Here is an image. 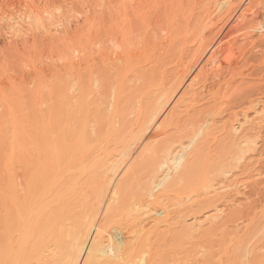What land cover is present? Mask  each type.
<instances>
[{
	"label": "bare ground",
	"instance_id": "bare-ground-1",
	"mask_svg": "<svg viewBox=\"0 0 264 264\" xmlns=\"http://www.w3.org/2000/svg\"><path fill=\"white\" fill-rule=\"evenodd\" d=\"M10 1V0H9ZM8 0H6V2H9ZM14 1V0H13ZM16 1V0H15ZM21 1V0H20ZM29 1V0H28ZM49 1V0H48ZM65 1V0H64ZM73 1V0H72ZM77 1V3L79 2L80 4H81V6H86V4H89V3H87L86 2V0H76ZM75 1V2H76ZM97 1H99V0H97ZM118 1V0H117ZM129 1H131L132 3H134L135 5H134V7L133 6H127L128 8H130V7H133V8H130V9H133L134 11L135 10H137L136 8H139V10H141L140 12H139V10H138V12H139V14H140V19H141V21H142V16H144L143 14L145 13L146 15L143 17V19H144V21H148V20H145V17L147 16V14L150 12L149 11V8L151 7L150 5H148V4H146L148 1V3L149 4H154V2H155V0H129ZM129 1H128V3H129ZM170 1V0H169ZM172 1V0H171ZM180 0H178V2H179ZM189 1V0H188ZM193 3H194V10H198V12L199 13H197V11H196V14L195 13H192V12H190L189 11V13L187 12V14L185 13V14H183V12L182 11H184L183 9H181V8H183L182 7V5H183V3L182 4H180V5H178V3H177V0H176V2H174V7H175V5H176V3H177V5H176V7L178 6V8L180 9H178V8H176L175 7V9L176 10H179V12L178 11H176V16H177V13H178V15H180V17H182V18H184V16H186V18H184V23L183 24H185V22H186V25L188 24V26H189V23H190V25H191V28L190 29H192V22L191 21H193L195 18H198L199 19V21L197 22L198 23V25H196V26H198L197 28H195L192 32H191V30L188 28V32H186L185 31V33L184 34H186V36L184 35V38H185V42L184 43H180V45L182 46L181 48V50H180V52H182V53H180V57H178V59H177V61H175L176 63H175V68H172V69H166V68H160V70H162V71H160L159 72V77L160 78H162L161 80L163 81L160 85H159V87H157V89H156V91L154 92V95H153V98L155 97H157V99L159 100V102H161V100H163L162 101V104H161V106L159 107L158 105H155V106H158L159 108H158V111H155V112H153L155 109H152L151 110V113H150V115L148 116V114H135V115H133L135 118H133V119H131L130 117L129 118H126V117H128V116H130V115H128V114H126V113H124L125 115H126V119H120L119 118V115L121 116V118L122 117H124L125 115L124 114H122L121 112H124V111H119V110H117L118 109V107L120 106L119 104H120V102L121 101H118V100H120V97H122L123 95L122 94H124L125 93V88H128L129 87V90H131V88L132 89H138V86H140L141 85V87H144V83H146V82H144V78H143V81L141 80L142 78L141 77H144V76H142V73H143V71H146L147 70V68H155L156 67V60L154 61V59H152L153 57L152 56H154L155 55V53L154 52H157V54H161V52H162V54L163 53H165V51H167V49H166V47L168 48L169 46H170V44H172V42H174L173 40L175 39H173V38H171L170 37V35L172 34V32L170 31H167V30H169V28H166V31L168 32V35L169 36H167L166 34V31L163 29V26H161L162 28L160 29V26H159V29L160 30H162V32H163V34L164 33H166V34H160L159 36L157 35L156 37H157V39H154V44H151L150 43V45H151V47H152V51H150V53H148L149 51H148V49H147V47H144L143 45V43H142V46L140 47V44L141 43H139L138 41H140V39H142V37H145V35L143 36V34L145 33L146 34V32L147 31H149L148 30V27H147V31L145 32V30H144V33L142 34V36H141V34H140V36H141V38L140 39H137L138 37H139V35H138V37L136 38V36H137V34H135L136 36L134 37V38H136V39H133V37H132V41H134V40H136L137 41V43H136V41H135V43H130V42H132L131 41V39L128 41V39L126 38V36L124 35V37L126 38H124V39H122V40H120L121 38H123V34L125 33H123V31L122 32H118L119 34L121 33L122 35H120L121 37L120 38H118V40H117V42H116V40L115 39H117V37L119 36V34H118V36H116V33H113L114 35L113 36H111L112 38L114 37V40L115 41H113V39L112 40H110V36L109 35H107V38H108V36H109V38L104 42V40L106 39V37H104V39H103V41H102V38H99L98 37V40L100 39V42L99 41H97L96 39H95V43H93V34L91 33V32H89V33H91L92 35V39H91V37H90V39L91 40H93V41H91L90 39H88V40H90L91 42H92V44H90L88 41V43H89V45H95V44H98V45H100L101 44V42H104L106 45H107V41L109 40L110 42H116L114 45H113V47H112V45L110 44V42H109V46L107 45V49L109 48V50H105V47L104 48H102L104 45L102 44L100 47L98 46V45H95V50L93 49V47L92 46H89L88 44H87V42L85 41L89 36H84V33L85 32H83L84 30H86L87 31V29L85 28H83L82 27V25H81V27L80 26H77L76 25V27H75V31H78L77 33H83V34H80L81 36H80V38L82 39V41H84L83 43H82V46H81V44H80V42L81 41H79V44L78 45H76V43H77V41L78 40H80V38L78 39L77 38V40H76V42H74L73 41V39L72 38H74L75 37V35H78L77 33H75V35H74V37H72V38H69L70 36H73V31H71L72 32V34L70 35V33L71 32H69L70 30H68V26H69V24L71 23V21L74 23V21H77L78 22V20H75V18H77V19H79L77 16H74V14H72L71 13V15H73L74 17H72V18H74V21L73 20H68L70 23H67V27H66V25H64L63 27H62V25H61V23H64V21L66 22L67 20H66V18H70L69 17V12H68V17L67 16H65V20H64V18H63V22H61L62 20H59V21H57V19H60V18H58V16L60 15V16H62L61 15V12L60 13H58V11H57V13H58V16H52V15H50V13L52 14V12H50L49 11V13L47 12L49 9H44L46 12H44L43 10L42 11H39L38 9V7H36L35 6V4H33V2L31 1V4H33L34 6H35V10H32L31 8H30V10L29 11H31L30 12V14L28 13V9H24V7H27V6H25L24 4H23V9L25 10V11H23V12H26L27 11V13L29 14V15H27L26 13V15H27V17L26 18H24V15H19L18 13V15L20 16H17V18H11V17H13V16H11L10 14H9V16H11L10 18H11V20H9L8 18H7V20L6 21H4V19H6V18H4V16L6 17V16H8V14L7 15H4L5 13H7V12H5L4 10H2L3 9V7H2V11H3V13L4 14H2V15H0V16H3V17H0V19L2 20V23H3V21H4V24L3 25H5V23H6V25H7V29L9 28V32L10 33H7V34H10V35H8V36H10L9 37V39H7L9 42H7L8 44H9V47H6L7 48V50L8 51H10V52H15V53H19V51L21 50L20 48H19V46L20 45H22L21 47H22V49H24V51H26V49H28V47L27 46H30L29 47V51L27 52V55H28V53L30 52V49L32 48V46L33 45H31V43H33L32 42V40L35 38V33H37V31H41V34L44 36V37H47L48 39H49V41L51 40V39H53V40H58V39H60L61 41V43H63V44H66V42H67V44L66 45H61V43L60 42H58V43H60V45H61V47H63L64 46V48H67V45H69L68 44V42L70 43L71 42V44L70 45H72V41H73V45L71 46V48L70 47H68L69 49H65V51L63 52V50L61 51L62 53L60 54H57V55H62V57L60 56V58H59V56H54V55H51V56H53V59L50 57V59H52V60H50V62H51V68H49L48 69V67H47V70H45L46 72H48V74L43 70V68L41 69V68H39V69H41V73L42 72H45L46 74H41L40 73V70L38 69V68H36L37 67V65H36V63H34L35 65H33V62H26L25 63V65L23 66V67H25L26 68V70L28 69L30 72H29V74H33L34 73V75H35V77L37 76V78L39 79V82H41V81H43V80H47L49 77H47V76H49V72H51V74L53 73L54 74V72H52V71H55L53 68H52V66L54 65V63H56L55 62V58L54 57H56V60L58 61V59H57V57L59 58V59H61V61L63 62L62 64H60V65H54L55 67H57V66H59L60 68H56V70H59L58 72L56 71L55 73L56 74H54L56 77L58 76V78H56V80L57 79H59L60 81L58 82V80L56 81V80H54V75H51V76H53L52 78H53V80L54 81H56V82H58V84H59V88H60V84H62L61 85V89H62V94L60 95L59 93H60V90L58 91L57 90V87L56 86H54L53 84H55V82H53V84H51L52 83V79H49V80H47L48 82L50 81V80H52L51 81V83H48L47 84V81H45V82H41L40 84H39V82L36 80V79H34V78H32L33 76H31V75H29V76H31V79H34L33 81H28L27 83H28V85H34L33 86V88H36V90H32L31 92L32 93H38V92H40V91H38V89L40 88V90H42L41 92H40V96L42 97V95L45 93V92H52L53 90H52V88L51 89H46L45 88V86H48V85H52V86H54L55 87V89H54V92L56 93V91H58L56 94L54 93V95H55V97L57 98V101L60 103V101H61V104H59L57 107H56V109L58 110V107H60L61 109L60 110H58V111H60L59 113H61V114H64V112H65V114L66 113H68V115H70L69 114V112H71V114L74 112H72V110L73 109H76L77 108V106H79V105H77V104H80V107H81V105L83 104V105H85V104H89V102H90V105L91 106H93V104H92V101H94V97L96 96V97H99V96H101V95H99V94H101L102 92L101 91H103V93H102V95H103V99H104V103L103 104H105V101H106V104L108 103L107 101H109V102H111L108 106H107V113L109 114V116L107 115V116H105L106 118V127L105 128H107V126L109 125H111V126H113V127H111V128H109L108 127V129H109V131H108V129H107V132L106 133H108V135L110 136V135H115L116 134V136H114L115 137V139H114V137L113 138H111V139H108V140H103V141H100L99 142V140H98V142H97V144L95 145V143L94 142H96V139H91V141H90V138H87L88 137V134L90 135V134H92V135H96V128H99L98 127V125H95V123H93L95 126H96V128H95V126H93V124H92V126H91V129H90V127H87V126H90L91 124H90V122H92L91 120H90V118L89 117H87L86 119V124H84V126H83V128H82V124H83V122H84V120H85V116H84V118H83V116H82V118H83V122H82V118H81V125H79L80 124V121H78L77 122V120H75V121H73V122H75L74 124L75 125H78V126H80V128H82L81 130L82 131H80V133H77V131H79L80 130V128H78L79 130H77V127L75 126V125H73L70 129H71V131H72V129H74L73 131L75 132L74 134H79L78 136H79V140H78V148L79 149H81L80 151H77L78 153H76V154H73L74 152V150H73V148H76L75 146H76V144H77V141H75L74 139H73V143H74V141L76 142V144H75V146L72 148V155H71V158L70 157H67V156H69V154H67L66 155V157H67V159L69 158V160L71 161V162H69V163H67L68 165H66V166H62V164L63 163H65L64 161V154H62L63 152H61L60 153V151L58 150V149H56V147L54 148L53 147V144L50 146V148L51 147H53L54 149H56L57 151H59V154H61L60 156L61 157H63V159L61 160L60 159V157H58L57 156V158L58 159H60L61 161H63V163L61 164L60 163V165L62 166H60L61 168H64V170H65V168H67L65 171H67V173H68V170H71L72 172H73V174H76V175H79V177H80V180H79V184H78V182H77V178H78V176H75V175H73V174H70L71 173V171L69 172V176H67L66 175V173H65V175H66V179L67 178H69L70 177V179H68V181L70 182V184L69 183H67L68 181L63 177V176H65V175H62V177L64 178V180H66V181H62V182H60V183H57V184H55L54 182L52 183V181H57L58 180V176H57V180H55V177L53 178H51V179H54V180H52L51 181V179H50V183L47 181V180H49L48 178H47V174L48 173H46L45 174V172H43L44 174H45V176H46V180H44V178L45 177H43L42 179L44 180V182L45 183H43L42 181L43 180H41V185L43 186V189L42 188H40L39 187V185L37 184L38 182H36L35 181V184L37 185V187H39L40 189H42L43 191H41V192H38V191H40V189L38 188V190H36L35 191V189H36V185L34 186V187H32V185H34V180H33V178L31 177V179L30 180H32V181H30L29 180V177L28 176H32L33 174H31V171H33V169L31 170V169H29V170H31V171H29L28 173H27V171H25V170H27V169H25L24 171H23V168L25 167H22V169L20 168V166H22L23 164H20V166L18 167L17 166V161H18V158H16L17 159V161H16V171H18V168H20L22 171L19 173L20 175H18V173H17V176L15 177V174H14V172H16V171H14V172H12V169L14 170V165H15V159H13V161H14V163H13V167L14 168H12L11 169V172H10V175H11V178H10V175H9V177H8V179L10 178L11 179V181H10V183H9V185H10V187L8 186L7 188L11 191H9V192H7V194L9 193V195L10 196H8L7 195V197H6V201L8 200H10L9 202H7V205H6V207H8V208H10L11 207V210L10 211H13V212H9V210H8V212H7V210H6V208H4V210H2L3 212L4 211H6L5 213H4V215H6V217L5 216H1V218H3V217H5V220H6V224H5V226H6V229H5V232H3V234L1 235V240H0V244H1V246H0V264H155V262H156V264L159 262V261H161V260H163L164 259V257H166V255L164 256L163 255V253H161L160 252V248H161V246H164L166 243H164V244H161V242L163 243V241L165 242V240L166 239H168L167 237H168V235H170V236H173V237H175V234L174 235H172V233H177L178 231V233L176 234V236L179 234L182 238H184V240H188L187 238H185L186 236H188V237H190L191 239H189L188 241H191V240H194V239H198V241L199 240H201V238H203V237H199L200 235H202L203 234V236H204V233H206L207 234V232H205L207 229H208V225H207V228L205 229L204 228V224H203V222H207L208 221V223H210V221L209 220H211V223H210V225H212L211 227H213L214 229H218L219 227H221L220 229H223L222 227L223 226H220L219 224L220 223H223V221L221 222V220L223 219V217H224V215H226L225 213H226V210H227V208L229 207V206H233L234 205V203L233 202H235V200H230V201H226V200H223L224 202L222 203V204H219V206H217L216 205V208L214 207V209H215V214H213L212 216H214L213 217V219L212 218H209V217H212V216H208L207 218V220H205V221H200L199 219V221L197 220V218L195 217V219L198 221H195V219L191 222V223H193V225L192 224H185L186 222L184 221L186 218L185 217H189L190 216V213H189V215H187V216H184V220H183V218L182 217H179V216H177L176 214V216H174V212H176L175 210H177V208L178 207H180V208H182V210H183V212L185 213V210L187 211V209H188V211L189 210H191V208H193V207H195V203H197V202H195L197 199L196 198H198V197H201V195H199L200 194V192L201 191H204L205 193H204V195H212V196H217L219 193H220V189H221V187H220V189H219V187H217L218 189H216V188H214V185H211L210 184V182H206V180H205V182H203V173L204 172H206L205 171V169H207L208 167H210L211 165H209V164H211V163H209L208 162V167L207 168H202V166L203 167H205L204 165H206L205 164V162L207 161L206 160V158L205 157H203L202 159H200V160H198V159H195V157L197 158V156H198V158H200L201 157V155L203 156V153H206L205 151H207V149L204 151V147L206 148V146H207V148H210V150H211V147H217V144L220 142L221 144H223V143H228L227 144V146L229 147L228 148V150H227V152L225 153V154H227L228 153V151H229V153L228 154H239V156H240V158L239 157H237V155H236V158H238L239 160H234L233 158H234V155H230L231 157H229V158H231V159H233L232 161H233V163H237L238 164V168L237 167H235V168H237V169H242V167L244 168L245 167V169H243V173H244V170L245 171H251V169H253L252 168V166L253 165H251L250 163L252 162V161H250V163H248L249 162V160L248 159H246V157L245 156H248V155H246V154H249V153H251V151H252V153L251 154H254V157L252 158V159H254L256 156H255V152H256V149H257V138H256V136L258 135L257 133H260L259 132V129H261V128H263L262 127V125H263V123H264V102L263 103H261L260 101V103H261V106L260 107H258L260 104L258 103V100H257V103H255L256 104V106H255V104H254V106L252 107V108H254V111H255V115L253 114V117L251 118H249V116H248V113H247V111L245 112L244 111V109H242L244 112L243 113H241L243 116L241 117V118H243V121L241 120V121H239V120H237L238 119V115L236 116V119L235 120H237V122H235V120H233L235 123H230V121L229 122H226V123H224V124H220L222 127H219L220 125L218 124V123H220V122H222V121H218V119H217V121H216V119L213 117V118H210V119H208L207 118V120H204V121H201L200 123V126L198 127V129H197V132H196V130H193V131H195L196 132V134H195V132L192 134V133H190V135L189 136H192V137H188V139L187 140H189L188 141V144H187V140L185 141L186 142V144H184L185 142L184 141H180L179 140V143H177V144H179V146H175V144H174V142L177 140V139H179L178 138V136H177V139L176 140H171L172 141V143L170 142L169 143V145L167 144L169 141H170V138H168L170 135L168 134L169 132L171 133V131H170V127H174V122H175V127L174 128H178L179 126H181V125H179V126H177L179 123L181 124V123H183V122H185V120H186V117H184L185 118V120H183L184 118H180V116H182L183 114H188L189 116H190V113H191V109H192V111H193V109H194V111L198 108H196V106H199L198 104L200 103L199 102V100H200V98L202 97V98H204L205 97V91L208 89L209 91H210V89L208 88V84L209 83H207V82H209L210 80H219L220 81V79L219 78H221V77H224L223 76V74L224 73H222V72H224L223 70H225V67H227L228 69H231L233 66H234V61H232L230 58H224L223 56H225L226 55V53L228 52V50L230 49V45H232V43L234 42V39H232V37H233V34H234V32H235V30L236 29H240V30H247L246 31V33H247V35H248V33L249 34H254L253 32H255L256 33V31H258V30H256L257 28H259V29H261L260 30V32L258 31L256 34H260L261 36H263L264 37V0H191ZM5 1H4V3H6ZM12 1H10V3H11ZM25 2V1H24ZM24 2H22L21 1V4L22 3H24ZM67 2H69V1H67ZM74 1H73V3H75ZM90 2V1H89ZM95 2H96V0H95ZM94 2V3H95ZM99 2H103V0H101V1H99ZM125 2V4H126V2L127 1H124ZM123 2V3H124ZM130 2V3H131ZM163 2V1H162ZM180 2H185V0H181ZM186 2H187V0H186ZM2 4V5H0V6H3V5H5V4ZM19 3V2H18ZM27 2H25V4H26ZM29 4H30V2H28ZM28 3L26 4V5H28ZM61 3V2H60ZM97 3V2H96ZM101 3H99L100 5H102L103 6V4H101ZM109 2H107V4H108ZM119 3H121V2H119ZM156 3V2H155ZM164 3V2H163ZM167 3H169V2H167ZM166 2H165V4H167ZM46 4V3H45ZM62 4V3H61ZM60 4V5H61ZM98 3L96 4V5H98L99 6V8L100 7H102V6H100ZM111 4V3H110ZM151 4V5H152ZM200 4H205V6L204 7H202V6H200ZM6 5H7V3H6ZM12 5H13V2H12ZM11 5V6H12ZM14 5H15V2H14ZM13 5V6H14ZM56 5V4H55ZM75 5V4H74ZM78 5V4H77ZM91 4H89V6H90ZM127 5H129V4H127ZM131 5V4H130ZM136 5L138 6V7H136ZM145 5H147V6H150V7H145ZM7 6H9V4L7 5ZM7 6L5 7V8H7ZM29 6H31V5H28V7ZM50 6V5H49ZM88 6V7H89ZM94 6V5H93ZM92 6V7H93ZM105 6V5H104ZM103 6V7H104ZM108 6V5H107ZM199 6V7H198ZM61 7V6H60ZM63 7V6H62ZM66 7H67V5H66ZM65 7V8H66ZM73 7V6H72ZM92 7L90 8V10L92 9ZM97 7V6H96ZM112 7V5H110V8ZM146 8V10H148V11H146L145 10V12H144V9ZM1 8V7H0ZM21 8H22V6H21ZM32 8H33V6H32ZM36 8H38V9H36ZM56 8V7H55ZM64 8V7H63ZM68 8V7H67ZM69 8H71V7H69ZM82 8V7H81ZM86 8V7H85ZM105 8L107 9L108 7H106L105 6ZM104 8V9H105ZM135 8V9H134ZM196 8V9H195ZM22 9V10H23ZM41 9V8H40ZM57 9H59L60 10V8H57ZM72 9V8H71ZM192 9V10H193ZM201 9V11H199ZM0 10V11H1ZM6 10V9H5ZM16 10V9H15ZM38 10V11H37ZM82 10V9H81ZM83 10H84V7H83ZM83 10L82 11H80V14H78V11H76L77 12V14L78 15H81V12H83ZM86 10H89V9H86ZM89 10V11H90ZM96 10L97 11H99V9H97L96 8ZM132 10V11H133ZM188 10V9H187ZM191 10V11H192ZM193 10V12H195ZM2 11H1V13H2ZM8 11V10H7ZM12 11V10H11ZM67 11V10H66ZM85 11V10H84ZM92 11V10H91ZM96 11V12H97ZM56 11H55V9H54V13L53 14H55V15H57L56 13H55ZM71 12V11H70ZM86 12V11H85ZM88 12V11H87ZM94 12V11H93ZM136 13H137V11H135ZM16 13V12H15ZM14 13V14H15ZM63 13V12H62ZM84 13V12H83ZM95 13V12H94ZM100 13H102V10H101V12ZM100 13H98L97 15H96V17L100 14ZM180 13V14H179ZM181 13L183 14V16H181ZM23 14V13H22ZM77 14H75V15H77ZM139 14L137 13L135 16H139ZM25 15V16H26ZM64 15H65V12H64ZM70 15V16H71ZM85 15V14H84ZM83 15V16H84ZM88 15V14H87ZM90 15V14H89ZM89 15H88V17H89ZM91 15H93V14H91ZM8 16V17H9ZM21 16H23V18L21 17ZM59 16V17H60ZM82 16V17H83ZM86 16V15H85ZM175 16V15H174ZM172 17V18H175V17ZM30 17V18H29ZM88 17H83L82 19H86L87 18V20L89 19V21L87 22L86 20L85 21H83V22H85L84 24H86L87 25V23H89L90 21H91V16L88 18ZM94 17H95V15H94ZM95 17V18H96ZM179 17V16H178ZM28 18V21L26 20ZM57 18V19H56ZM177 18V17H176ZM175 18V19H176ZM92 20H93V18H92ZM174 20V19H173ZM177 20H179V19H177ZM180 20H182V19H180ZM189 22V23H187V21ZM195 20H197V19H195ZM81 21V20H80ZM95 21L96 20H94V23L92 22V24L94 25L95 24ZM61 22V23H60ZM83 22H81L82 24H83ZM154 22V21H153ZM152 22V23H153ZM158 22V21H157ZM157 22H154L153 24H155V23H157ZM174 22V21H173ZM194 22V21H193ZM1 23V22H0ZM144 23V22H143ZM151 23V22H150ZM159 23V22H158ZM178 23H179V21H178ZM181 23V22H180ZM66 24V23H65ZM91 24V23H90ZM145 24V23H144ZM143 24V25H144ZM148 24H149V21H148ZM175 24H177L176 23V20H175ZM1 25V24H0ZM5 25V26H6ZM71 25V24H70ZM146 25V24H145ZM144 25V26H145ZM151 25V24H150ZM75 26V25H74ZM85 26V25H84ZM89 25H87V27H88ZM155 26H156V24H155ZM154 26V29L156 28ZM71 27V26H70ZM78 27V28H77ZM86 27V26H85ZM90 28H92L91 26H89ZM94 27V26H93ZM151 27V26H150ZM158 27V26H157ZM190 27V26H189ZM59 28H61V29H59ZM79 28H80V30L83 28V31H80L79 30ZM90 28H88V29H90ZM144 28V27H143ZM165 28V27H164ZM69 29H72V28H69ZM76 29H78V30H76ZM152 29H153V27H152ZM153 29V30H154ZM158 28L156 29V30H159ZM197 29V30H196ZM73 30H74V28H73ZM165 32H164V31ZM187 30V29H186ZM189 30H190V32H189ZM256 30V31H255ZM74 31V32H75ZM194 31L195 32H197V34L196 33H194ZM143 32V31H142ZM156 32V31H155ZM159 32V31H158ZM161 32V33H162ZM89 33H85L86 35H90ZM140 33V32H139ZM148 33V32H147ZM171 33V34H170ZM246 33H245V36H246ZM38 34V33H37ZM40 34V33H39ZM150 34V33H149ZM191 35L190 37H187V35ZM112 35V34H111ZM147 35V34H146ZM163 35V36H162ZM188 35V36H189ZM259 35V36H260ZM5 36H6V34H5ZM116 36V37H115ZM7 37V36H6ZM147 37V36H146ZM155 37V36H154ZM155 37V38H156ZM250 39H251V37H252V35H251V37H250V35L248 36ZM8 38V37H7ZM76 38V37H75ZM83 38H85V40H83ZM97 38V37H96ZM153 38V37H152ZM184 38H182L183 40H184ZM249 38H247V39H249ZM69 39H72V41H70ZM144 39V38H143ZM173 39V40H172ZM20 40V42H22V44H18V41ZM53 40H51L52 42H53ZM62 40H64L63 42H62ZM65 40H68V41H65ZM124 40V41H123ZM34 41V40H33ZM48 41V42H49ZM50 41V42H51ZM118 41H120V42H118ZM123 41V42H122ZM128 41V43H126V46L128 47V44L130 45H133V47H131V50L128 48V50L129 51H127V49H125V47H124V45H123V43H125V42H127ZM152 41H153V39H152ZM51 42V43H52ZM97 42H99V43H97ZM122 42V43H121ZM141 42V41H140ZM201 42H203L202 44H201V46L199 45ZM75 43V44H74ZM139 43V44H138ZM6 44V43H5ZM83 44H85V46H83ZM137 44V45H136ZM183 44V45H182ZM59 45V46H60ZM74 45H76V46H74ZM138 46L139 47V49H140V51H138V47L136 48V46ZM153 45V46H152ZM169 45V46H168ZM6 46H8V45H6ZM99 48V49H97V47ZM135 46V47H134ZM145 46H146V44H145ZM197 46H199L198 48H197ZM112 47V48H111ZM4 48V47H3ZM2 48V49H3ZM5 48V49H6ZM9 48V49H8ZM111 48V49H110ZM142 48H143V50H145V53H146V55H147V53L148 54H150V56H151V58L149 59V57H147V56H144V51L142 50ZM200 49V50H197V52H195V51H193V49ZM2 49H0V51H2V52H4V51H7V50H2ZM96 49H97V51L99 52H95L96 51ZM132 49H135V50H137V52H135V50H133L132 51ZM146 49H147V51H146ZM68 50V51H67ZM94 50V51H93ZM154 51V52H153ZM193 51V52H192ZM67 52V53H66ZM91 52H93V54L92 55H90L91 54ZM94 52L96 53L95 54V56H97V57H95L94 56ZM152 52V53H151ZM1 53V52H0ZM21 53H23V51L21 52ZM31 53H32V51H31ZM64 53V54H63ZM66 53V54H65ZM142 53H143V59L146 61L147 59V61L144 63V61H143V63H138V60H139V62L140 61H142V60H140V56H142ZM154 53V54H153ZM20 54V53H19ZM30 54V53H29ZM47 54V53H46ZM99 56H98V55ZM152 54V55H151ZM23 55V54H22ZM31 56H32V54H30ZM64 55V56H63ZM90 55V56H89ZM42 56V55H41ZM40 56V57H41ZM156 56V55H155ZM33 57V56H32ZM43 57H44V55L42 56V59H43ZM47 57V56H46ZM147 59H146V58ZM187 58V60H186V62H184V58ZM34 58V57H33ZM44 59H47V58H44ZM43 59V60H44ZM48 59H49V57H48ZM156 59V58H155ZM33 60V59H32ZM37 60H39V57H38V59ZM21 61H22V59H21ZM20 61V62H21ZM40 61V60H39ZM45 61V60H44ZM44 61L42 62V63H44ZM23 62V61H22ZM41 62H40V66H41ZM59 62V61H58ZM32 64L31 66H32V68L34 67V68H36L35 70L33 69V72H32V68H31V66L30 65H28V64ZM49 62L47 61L46 62V64H48ZM96 63H98V64H96ZM94 64H96V65H94ZM140 64V65H139ZM143 66H142V65ZM23 65V64H22ZM45 65V64H44ZM43 65V66H44ZM62 65V66H61ZM47 66H49V65H47ZM96 66H97V68H96ZM99 66V67H98ZM42 67V66H41ZM45 67V66H44ZM87 67V68H86ZM88 67L89 68H92L91 70L90 69H88ZM104 68V70H105V72H107V73H111L112 75H114V77L112 78V75H111V80H114V78L115 79H117V80H119V83L117 82V81H115V82H117V84H118V86H120V87H125L126 85H128L129 84V86H126L124 89H122V88H120V90L118 89L119 87L117 86V88H116V86H115V83H113L114 84V86H115V88L116 89H118L117 90V92H119L118 93V95H117V93H116V90L114 91L112 88H114V87H111L110 85H108V88L110 87V89H108L107 88V86L105 85V87L103 86L104 84H105V82H104V78L103 77H108L109 79H110V75L108 76L107 74H106V76H101V75H103L105 72H103L104 70L102 69V68ZM30 68V69H29ZM87 69L88 71H89V74H88V72H87V70H85V69ZM95 68V69H94ZM101 68V69H100ZM23 69V68H22ZM39 71H38V70ZM46 69V68H45ZM51 69H53L52 71H51ZM96 69H97V71H96ZM99 69V70H98ZM146 69V70H145ZM174 69V70H173ZM227 69V70H228ZM25 70V71H26ZM27 70V71H28ZM50 70V71H49ZM84 72H83V71ZM102 71L103 73H98L99 71ZM24 71V70H23ZM22 71V72H23ZM32 72V73H31ZM83 72V73H82ZM85 72H87V74L85 73ZM140 72H142V73H140ZM25 73V72H24ZM139 73V74H138ZM154 73H157V71L156 70H154L153 71V74ZM27 74V73H26ZM36 74H38V75H36ZM42 76H41V75ZM60 76H59V75ZM87 75L86 76V78L87 79H85L84 77H85V75ZM100 74V75H99ZM8 74H6V76H7ZM41 77H40V76ZM43 75L47 78H43ZM139 75V76H138ZM12 76V75H11ZM22 76V75H21ZM40 77V78H39ZM60 77V78H59ZM0 78H1V76H0ZM6 78H8L10 81L8 82V80H7V82H5L6 84L7 83H10V86H12L13 87V84H14V82H13V80L15 81H18L19 80V78H18V80L17 79H13V77H6ZM11 78H12V82H11ZM42 78V79H41ZM108 78H106V79H108ZM225 78V77H224ZM3 79V78H2ZM5 79V78H4ZM3 79V80H4ZM23 79V78H22ZM25 79H27V78H25ZM30 79V78H29ZM40 79H41V81H40ZM88 80V82L87 81H85V80ZM175 80L174 82L175 83H177V84H175L176 86H175V92H173V91H170V90H168V89H165V87L169 84V81L170 80ZM21 80V79H20ZM36 80V81H35ZM142 81V83L143 84H140V82ZM215 81L216 82V84H218L217 82H219V81ZM0 81H1V79H0ZM146 81V80H145ZM177 81V82H176ZM4 81H2V82H0V84L1 83H3ZM86 82H87V84H86ZM211 82V81H210ZM215 82L214 81H212V83H214V85H215ZM13 83V84H12ZM18 83V82H17ZM17 83H15V88L14 89H16L18 92H19V88L20 87H22V86H18V89H17ZM20 83V82H19ZM24 83H26V81L24 82ZM27 83H26V85H27ZM46 83V84H45ZM84 83H85V86H83L84 85ZM127 83V84H126ZM138 83V84H137ZM207 83V84H206ZM220 83H222V80L219 82V85L218 86H220ZM255 83V82H254ZM38 84H39V88H37V87H35V86H38ZM45 84V85H44ZM120 84H122L123 86H121ZM132 84H133V86H132ZM211 84V83H210ZM251 84V83H250ZM249 84V85H250ZM3 85V84H2ZM2 85H0V87H1V89H2V91H1V89H0V91H1V93L0 94H2V95H4V94H6V95H8V93L7 92H11V91H9V90H12L13 88L12 87H10V86H6V87H4V86H2ZM18 85H20V84H18ZM137 85V86H136ZM212 86V88L214 87L213 86V84H211ZM29 86V87H30ZM31 86V87H32ZM210 86V85H209ZM215 86H217V85H215ZM246 86V85H245ZM2 87H4V88H6V90H3L4 88H2ZM26 87V86H25ZM103 87H104V90H102L103 89ZM145 87H147V85L145 86ZM210 87V88H211ZM7 88H9L8 89V91H7ZM12 88V89H11ZM44 88H45V90H48V91H45L44 90ZM50 88V87H49ZM14 89L12 90V92H14V95H13V97L16 95L17 96V94H18V92L15 90L14 91ZM32 89V88H31ZM109 90V92H108V90ZM113 90V92H112V90ZM139 89H140V87H139ZM146 89V88H145ZM22 90V89H21ZM20 90V91H21ZM141 90H143L144 91V88L143 89H141ZM4 91V93H2ZM35 91V92H34ZM106 91V92H105ZM122 91V92H121ZM148 91V90H147ZM170 91V92H169ZM208 91V93H206L207 94V96L205 97L206 98V100H207V98L209 99V100H213L215 97H214V94L212 93L213 92V90L212 91H210L209 92ZM11 92V93H12ZM17 92V93H16ZM30 92V93H31ZM42 92H44V93H42ZM48 92V93H49ZM108 92V93H107ZM111 92H112V94H111ZM116 94H115V93ZM124 92V93H123ZM169 92V94H167ZM173 92V94L170 96V94ZM16 93V94H15ZM20 93V92H19ZM105 93V94H104ZM146 93V92H145ZM145 93H140L139 95H140V97H138L139 99L141 98V95H143V94H145ZM155 93H156V96H155ZM204 93V94H203ZM57 94L58 95H60L61 97L63 96L64 97V99H62V98H58V97H60V96H58L57 97ZM98 94V95H97ZM106 94H108V96H110V97H112L111 95H115V97H116V101H117V103H116V105H114L115 103L113 102V100L112 99H115V97L114 98H106L107 96H105ZM111 94V95H110ZM147 94V93H146ZM145 94V95H146ZM12 94H10V96H11ZM19 95V94H18ZM21 95V94H20ZM31 95V94H30ZM38 94H33V96L34 97H32V100H34L33 102H34V104H36L37 106L38 105H40L39 107L40 108H42L44 105H46L47 103H46V100L44 101V99L42 98V100H41V98H40V96H39ZM113 95V96H114ZM138 95V96H139ZM167 95L169 96V97H167ZM9 96V95H8ZM38 96H39V100H38ZM118 96V97H117ZM166 96V97H165ZM198 96H200V98L198 97ZM204 96V97H203ZM2 97H4L5 98V96H1L0 95V107H5V108H1V110L3 111H5V113H4V111H3V113L4 114H11L12 116H13V114L12 113H10V112H8V108H10V111H11V103L12 102H15V100L17 99V98H13V97H11L13 100H11V98H9V99H7V97H6V100L4 99V101H3V99H2ZM83 99H82V98ZM148 97V96H147ZM165 97V98H164ZM211 97V98H210ZM34 98H37V99H34ZM87 98L88 99H90V100H88L87 102H86V100H87ZM105 98H106V100H105ZM152 98V99H153ZM154 98V99H155ZM2 99V100H1ZM62 99V100H61ZM80 99H82V100H80ZM98 99H100V98H98ZM102 99V100H103ZM249 99V98H248ZM10 100V101H9ZM64 100V102L65 103H62V101ZM122 100V99H121ZM157 100V101H158ZM204 101V100H202L204 103L205 102H207V101ZM208 100V102H210ZM2 101V102H1ZM5 101H7V105L9 104V102H10V105H8L7 107H6V103H5ZM9 101V102H8ZM12 101V102H11ZM36 101H38V102H36ZM44 101V102H43ZM79 101V102H78ZM84 101L86 102V103H84ZM99 101V100H98ZM101 101V100H100ZM99 101V102H100ZM58 102H56L57 104H58ZM78 102V103H77ZM81 102H83L82 104H81ZM102 102L103 101H101L100 103H98V105L100 104V105H102V107H103V104H102ZM158 102V103H159ZM5 103V104H4ZM38 103H40V104H38ZM46 103V104H45ZM139 104H141V101L140 102H138ZM252 103V102H251ZM64 104V105H63ZM106 104L104 105V106H106ZM137 104V103H136ZM155 104H157V103H155ZM159 104V105H160ZM201 104V103H200ZM206 104V103H205ZM250 104V103H249ZM248 104V105H249ZM43 105V106H42ZM61 105L63 106V107H61ZM87 105H85V106H87ZM94 105H95V103H94ZM97 104L95 105V106H98ZM119 105V106H118ZM202 105V104H201ZM211 105V104H210ZM214 105V106H213ZM213 105H211V107H217L218 109H221V107H223V105H224V103H222V104H213ZM74 106H76V108H74ZM89 106V105H88ZM87 106V107H88ZM91 106H89V107H91ZM137 106V105H136ZM139 106V105H138ZM142 106H143V104L141 105V107L139 106L138 107V109L139 110H142ZM155 106H154V108H155ZM203 106H204V104H203ZM186 109L185 111H183L184 110V108ZM201 107V106H200ZM248 107V106H247ZM246 107V108H247ZM12 108H13V106H12ZM64 108H66L65 109V111L63 112V109ZM120 108V110L122 109V107L120 106L119 107ZM157 108V107H156ZM181 108H183V110L181 109ZM196 108V109H195ZM104 109L105 108H103L102 109V111H104ZM7 110V111H6ZM137 110V109H136ZM135 110V111H136ZM157 110V109H156ZM190 110V111H189ZM252 110V109H251ZM14 111V110H13ZM62 111V112H61ZM119 111V112H118ZM181 111H183L182 113H181ZM248 111H249V109H248ZM7 112V113H6ZM137 112H139V111H136V113ZM141 112V111H140ZM139 112V113H140ZM180 112V113H179ZM242 112V111H241ZM118 113V114H117ZM135 112H133V114H134ZM142 113V112H141ZM104 114V113H103ZM182 114V115H181ZM18 116H19V114H17ZM67 115V116H68ZM86 116L88 115V114H85ZM143 115H144V117H143ZM222 115V114H221ZM5 116L7 117V118H10V117H8V115H4V118H5ZM15 116H16V114H15ZM71 116V115H70ZM69 116V117H70ZM141 116H142V120H141ZM148 117L147 118V120H146V117ZM188 116V117H189ZM14 117V116H13ZM20 117V116H19ZM19 117L17 118V119H19ZM68 117V118H69ZM72 117V116H71ZM107 117L109 118V120L111 121V123H109L110 121H108V119H107ZM16 118V117H15ZM67 118V119H68ZM118 118H119V120H118ZM145 120H144V119ZM11 119V118H10ZM16 119V120H17ZM66 119V120H67ZM70 119V118H69ZM68 119V120H69ZM72 119V118H71ZM88 119H89V122H88ZM131 119V120H130ZM6 120H8V119H6ZM13 121H14V118L12 119ZM11 120V121H12ZM15 120V121H16ZM19 120H21V118L19 119ZM94 121H96L95 119H93ZM121 120H123L122 122H123V124H125L126 123V121L127 120H130V121H127V123L125 124V125H123V124H121L122 122H121ZM124 120H125V122H124ZM143 120H144V122L145 123H143V124H141L142 122H143ZM180 120V121H179ZM12 121V122H13ZM18 121V120H17ZM17 121L15 122V123H17ZM23 121V120H22ZM21 121V122H22ZM71 121V120H70ZM98 121V120H97ZM7 122H9V121H7ZM19 123H17V124H21V122L20 121H18ZM70 123V122H69ZM68 123V124H69ZM109 123V124H108ZM128 123H130V124H128ZM177 123V124H176ZM223 123V122H222ZM10 124H11V122H10ZM89 124V125H88ZM120 124V125H119ZM129 126H128V125ZM171 126H170V125ZM14 125V124H13ZM116 125V126H115ZM121 125H123V126H121ZM169 125V126H168ZM218 125V126H217ZM15 126V125H14ZM118 126V127H117ZM188 126V125H187ZM187 126H185L186 128H187ZM12 127V126H11ZM10 127V128H11ZM17 126H15V128H16ZM76 127V128H75ZM115 127H117V129H119V133H117L116 132V130H114L115 129ZM120 127H125L124 129L122 128H120ZM182 128H183V126H181ZM185 127H184V129H185ZM13 128V127H12ZM11 128V129H12ZM95 128V129H94ZM130 130H129V129ZM217 128L219 129L218 131H217ZM17 129V128H16ZM92 129H94L95 131L93 132V130ZM126 129H127V131H126ZM179 129V128H178ZM178 129H173V131H175V130H177V132L180 130H178ZM183 129V130H184ZM221 129V130H220ZM15 130V129H14ZM76 130V131H75ZM99 131H102V130H100V129H98ZM110 130H114L115 132L114 133H112V132H110ZM5 131H7V130H5ZM12 131V130H11ZM16 131V130H15ZM44 131H45V129H44ZM70 130H69V132H71ZM104 131H106V129L104 130ZM124 131H126V133L124 132ZM181 131V130H180ZM258 131V132H257ZM0 132H1V129H0ZM98 132V131H97ZM103 132V131H102ZM122 132H124L123 134H121ZM128 132V133H127ZM176 132V131H175ZM8 133V132H7ZM12 133H13V131H12ZM16 133H17V140H18V142H19V140H22L23 138H25V137H22L23 135L22 134H20L19 133V131H16ZM47 133V132H46ZM66 133V132H65ZM110 133H112V134H110ZM4 134H6L5 132H2V134L0 133V137L2 138V135H4ZM20 134V135H19ZM45 134V133H44ZM52 134V133H51ZM73 134V137L74 136H76V135H74ZM101 134V133H100ZM100 134H98L97 133V137L96 138H99V135ZM104 134V133H103ZM103 134H102V137H103ZM118 134V135H117ZM121 135V137H120V135ZM192 134V135H191ZM7 135V134H6ZM6 135H4L3 136V138L6 136ZM14 135V134H13ZM21 136V139H20V137L19 136ZM28 136H26V137H30V135L29 134H27ZM46 135V134H45ZM66 135H67V133H66ZM65 135V136H66ZM69 135H71L70 133H69ZM127 135V136H126ZM169 135V136H168ZM256 135V136H255ZM260 135V134H259ZM25 136V135H24ZM119 138H118V137ZM123 136L125 137L124 138V140H128L127 142L126 141H124V140H120V138L121 139H123ZM188 136V135H187ZM14 137L15 136H13V139H12V141H10L11 143H13V140H15L14 139ZM53 136H51V138H52ZM77 137V136H76ZM129 137V138H128ZM153 137H156V138H158V139H160V141L161 142H159L160 144H158V145H164V147H162V149H161V151H159L160 149H158V148H161L160 146H157V149L156 150H158V151H155V155H154V151H153V153H152V150H155V146H151V143L149 142ZM171 137V136H170ZM49 138H50V136H49ZM48 138V139H49ZM106 138V137H105ZM116 138L118 139V140H120V142L117 144V145H115L117 142H116ZM172 138V137H171ZM176 138V137H175ZM186 138V137H185ZM28 139H30V138H28ZM44 139V138H43ZM48 139H47V141H48ZM72 139V138H71ZM101 139V138H100ZM102 139H104V138H102ZM182 139H183V137H182ZM191 139V140H190ZM203 139H205L204 141H203ZM25 140V139H24ZM23 140V141H24ZM52 139H50V143L52 142L51 141ZM89 140V141H88ZM112 140V141H111ZM115 140V141H114ZM203 142H202V141ZM23 141H21V144L22 143H27V140H25V142H23ZM55 141V140H54ZM57 141V140H56ZM56 141H55V144H56ZM125 143H124V142ZM174 141V142H173ZM199 141H201L200 143H199ZM208 143H207V142ZM228 141V142H227ZM42 142V141H41ZM43 144L45 145V139L43 140ZM92 142H93V145H94V147L93 146H89V145H87V144H92ZM113 142V143H112ZM114 142H115V144H114ZM162 142H164V143H162ZM166 142V143H165ZM184 142V143H183ZM10 143V144H11ZM14 143L16 144L17 143V141L15 142L14 141ZM47 143V142H46ZM49 143V144H50ZM60 143V145H58ZM110 143H111V145H110ZM120 143H124L122 146L120 145ZM210 143V144H209ZM212 143V144H211ZM20 144V145H21ZM113 144L115 145V146H113ZM148 144V145H147ZM205 144H206V146H205ZM209 144V145H208ZM12 145V144H11ZM11 145H10V147H11ZM17 145V144H16ZM18 145H19V143H18ZM23 146L25 145V144H22ZM64 145V144H63ZM70 145V144H69ZM68 145V143H67V146H69ZM149 145H150V148H149ZM173 145V146H172ZM215 145V146H214ZM219 145V144H218ZM14 146V144L12 145V147ZM46 146V145H45ZM56 146H58V148L61 146V142H58L57 141V144H56ZM72 146V145H71ZM71 146H69V147H71ZM85 146H87L88 148H94V150L93 151H91L92 149H90V150H86L85 151ZM119 146H121L120 148H118ZM203 147V149H202V147ZM220 146V145H219ZM66 147V145H64V148ZM112 147H115L114 149L112 148ZM173 147V148H172ZM16 148H18V146H16ZM20 148H22L23 150H24V148L26 149L27 147H25L24 146V148L22 147V146H20ZM49 148V147H48ZM47 148V152H48V150L50 149H48ZM78 148H76V149H78ZM84 148V149H83ZM148 148L150 149V150H148ZM153 148V149H152ZM9 149H11V148H9ZM9 149H8V151H9ZM52 149V148H51ZM51 149L49 150V152L51 151ZM67 149V148H66ZM66 149H64V151L66 150ZM214 148H212V150H213ZM216 149V148H215ZM214 149V150H215ZM14 152H15V150H14V148L12 149ZM18 151H19V149H17ZM16 150V151H17ZM45 150H43V152L45 151ZM60 150H61V147H60ZM62 150H63V148H62ZM68 150V149H67ZM83 150H84V152H83ZM194 150H197V151H194ZM201 150H203L204 152L201 154L200 153V151ZM7 151V153H9V152H11V151H9L8 152ZM26 151V150H25ZM45 151V152H46ZM52 151H54V150H52ZM148 151H150L151 152V154H147L148 153ZM199 151V152H198ZM208 151H209V149H208ZM258 151V150H257ZM21 152H22V150H21ZM21 152H17L19 155H20V153ZM48 152V153H49ZM67 152V151H66ZM66 152H64V153H66ZM200 153L199 155L197 154H195V153ZM202 152V151H201ZM231 152V153H230ZM249 152V153H248ZM16 153V155H18ZM157 153H159V154H157ZM193 153H194V155H193ZM209 153V152H208ZM213 153V152H212ZM257 153V152H256ZM11 154V153H10ZM44 154V156H45V153H43ZM51 154H52V152L51 153H49V156L51 157ZM146 154V155H145ZM224 154V157L226 156ZM227 154V155H228ZM15 155V153L12 155V157H11V159L12 158H15V157H13ZM53 155H55V154H53ZM148 155H151V157H148V158H155V159H151V160H149L148 159V161H147V159H146V157L148 156ZM153 155V156H152ZM158 155V156H157ZM211 155V159L212 160H214V158L215 157H213L212 156V154H210ZM263 155V154H262ZM11 156V155H10ZM146 156V157H145ZM195 156V157H194ZM204 156H206V154H204ZM209 156V155H208ZM253 156V155H252ZM251 156V157H252ZM17 157H19V156H17ZM192 157H194L193 159H192ZM213 157V158H212ZM224 157H219L218 159L220 160V158L222 159V158H224ZM56 158V157H55ZM57 158L56 159H54L53 157H52V161H50V158L48 159V157L46 158L45 157V159H47V160H45L44 161V164H45V166H46V164H48L47 165V167L46 168H48L49 169V166L50 165H53L56 161L55 160H57ZM138 158V159H137ZM144 158V159H143ZM192 159L193 160V162H192V160H190L189 161V159ZM228 158V159H229ZM249 158V157H248ZM10 159V158H9ZM10 159V160H11ZM26 159L27 158H25L24 160V162H26ZM53 159H54V163H51L50 164V162H53ZM66 159V160H67ZM143 159V160H142ZM204 159V160H203ZM208 159V158H207ZM209 159H210V156H209ZM231 159H229V162L226 164V162L224 163L223 161H224V159L223 160H221V162H220V164L218 163V165H220V167H222V165H221V163L223 164V169H225V166L226 167H228L229 166V164H231V165H233L231 162H230V160ZM251 159V160H252ZM139 160V161H138ZM142 160V161H141ZM194 160H198L199 162H198V164L200 165H198V167L199 168H201V170L200 169H198L197 167H195L194 168V170L197 168V171H201V173L202 174H200V177H202V178H200L199 176H197V175H199V173H200V171H199V173L197 174V173H195V172H193V170L191 169V166L192 165H194L193 163L195 162ZM201 160L204 162H201ZM241 160H244V162H246V163H242V164H244V165H246V166H239V163H240V161ZM246 160V161H245ZM49 161V162H48ZM104 161V162H103ZM136 161H138V162H136ZM145 161H147L148 163H154V165H155V168L153 167V169H151V165H153L152 163L150 164V166H148L149 164H145L146 162ZM238 161V162H237ZM12 162V161H11ZM45 162H48V163H45ZM58 162H59V160H58ZM140 162H142V163H140ZM197 162V161H196ZM196 162H195V164H196ZM200 162L201 163H203L202 165L200 164ZM213 162V161H212ZM242 162V161H241ZM190 163H191V165H190ZM236 163H235V165L234 166H236ZM50 164V165H49ZM137 164H141L140 166H141V169L139 168V167H137L138 169H139V171L138 170H136L137 168H136V166H137ZM142 164H145V168L147 167L148 169L150 168L151 170H153L152 172L150 171V169L149 170H147V168L146 169H144V167H142ZM216 164V166L214 165V166H212L211 168H210V170L213 172H217V169L218 170H220V169H222V168H220V167H218L217 166V163H215ZM253 164V163H252ZM135 165V166H134ZM147 165V166H146ZM187 165L189 166V167H187ZM197 165V164H196ZM195 165V166H196ZM54 167H58L59 165H57V163H55V165H53ZM53 167V168H54ZM132 167H133V169H132ZM194 167V166H193ZM192 167V168H193ZM217 167V168H216ZM251 167V168H250ZM26 168V167H25ZM51 168V167H50ZM93 168V169H92ZM191 169V171H192V173H195V174H197L196 175V177H194V178H196L195 180H194V178L193 177H191V174H189L190 172H189V170ZM216 168V169H215ZM220 168V169H219ZM60 169V168H59ZM75 171V170H78V171H76V172H74L73 170ZM93 171H92V170ZM144 169V170H143ZM154 169H155V171H156V169L159 171L160 170V172L162 173H160L159 172V174H155V173H157V172H155L154 171ZM189 169V170H188ZM202 169H204V170H202ZM220 170L219 172L220 173H222L223 172V174H222V177H223V183H221V184H223V186H227V187H229L230 189H232L233 187V185L234 184H237V182H238V180H236L237 178H238V176L240 175H236L234 172H232V171H228V170H230V169H225V170ZM50 170V169H49ZM55 170H57L56 168L54 169V171ZM90 170V171H89ZM186 170H188V171H186ZM209 170V172L212 174V172ZM53 171V170H52ZM62 171H63V169H62ZM87 171V172H86ZM134 172L135 171V173H133L134 175L136 174V171H137V174L134 176L133 174V177H135L136 178V176L138 177L139 175V178H136V180H138V179H141L140 177H141V175H144L143 173L144 172H149V175L151 174V176H149V175H147V177H148V179L146 180L145 178L143 179V182H140V181H142V180H140L139 182L137 181V184H144V185H141V187H140V189H139V187H133V189L134 190H132V187H130L129 185H131V186H134V184H132V182H134V181H128V183L129 182H131L130 184H128L127 183V180H128V178H131L132 177V175H130L131 173L130 172ZM142 171V172H141ZM144 171V172H143ZM188 172V174L190 175V177L192 178V180L193 181H190L191 180V178L190 177H187V175L188 174H186V172ZM196 171V172H197ZM228 171V172H227ZM241 171V170H240ZM23 172H26L27 174H30V175H27V177L26 176H23ZM49 172V171H48ZM57 172V171H56ZM139 172H140V174H139ZM147 172V173H148ZM185 173V175H184V173ZM208 172V173H209ZM215 172V173H216ZM219 172H217L218 173V175H219ZM55 172H52V174H54ZM84 173H88V177H89V179L91 178L90 177V175H92L93 174V177L95 178V180L96 181H93L94 179H93V177H92V179L93 180H89V179H87L88 177H87V174H85L86 175V177H85V179H87L86 180V183H84L85 182V179L83 180V177L82 176H85L84 175ZM89 173H92V174H89ZM147 173H145V175L144 176H146V174ZM181 173H183V175L181 174ZM207 173V172H206ZM207 173V175H210V174H208ZM214 173V176L216 177V174ZM231 173H234L235 175H236V178H234V174H231ZM243 173H242V175H243ZM13 174V175H12ZM43 174V175H44ZM52 174H51V176H52ZM139 174V175H138ZM153 174H154V176H153ZM161 174V175H160ZM195 174H194V176H195ZM24 175H25V173H24ZM72 177H71V176ZM157 175V176H156ZM160 175V176H159ZM179 175H181L180 177H182L183 179H184V181H185V179L187 180L188 178L190 179L189 181L187 180L186 182H185V184L187 183V182H189V183H187V185L188 184H192V187H194L193 189H194V191L192 190V191H190V190H188L189 188H191V186L189 187V185L187 186L186 185V188H187V190L189 191V193H184V192H188L187 190H183V189H180L181 187H183V188H185V184H184V181L182 180V178H181V180L180 181H183V183H180V182H176V181H174L175 179H178V177H179ZM188 175V176H189ZM193 175V174H192ZM204 175H205V173H204ZM206 175V176H207ZM75 176V177H74ZM128 176V177H127ZM131 176V177H130ZM143 176V177H144ZM184 176H186V177H184ZM214 176H212L213 178H214ZM221 176V175H220ZM12 177H14V179L12 178ZM23 177V178H22ZM60 177V176H59ZM62 177H60V178H62ZM127 177V178H126ZM173 177H174V179H173ZM198 177V178H197ZM211 177V176H210ZM210 177L208 178L207 177V180L208 179H210ZM211 177V178H212ZM231 177H233L234 179H231L230 180V178ZM82 178V179H81ZM201 179V180H199L198 181V179ZM23 179V180H22ZM24 179H27V180H24ZM73 179V181H74V179L76 180V183H77V185H76V187L78 186V185H80V184H82V185H80L79 187H77V189H76V192L77 193H75V190L74 191H71L72 190V187L70 188L71 190H69L70 192V195L69 194H67V191H66V194H65V196L68 198L69 196H72V197H74V196H78L77 198H72V199H74L73 201H71L70 199H67L65 196H64V193H65V191L63 190V189H60V188H66V187H64V186H66L65 184L67 183V185H69V187H70V185H71V180ZM127 179V180H126ZM133 180H134V178H132ZM204 179H206V178H204ZM63 180V179H62ZM145 180V181H144ZM149 180V181H148ZM215 179H212V181H214ZM24 181H27V183H28V181L31 183L30 185H28V186H30V187H28L29 189H30V191L31 192H29V194H27L26 193V191L27 190H29V189H26L27 188V183H25ZM49 183V185L48 184H46L47 182ZM59 181H60V179H59ZM58 181V182H59ZM87 181H88V183H87ZM89 181H90V183H89ZM93 181V182H92ZM125 181V182H124ZM177 181H179V179L177 180ZM198 181V182H197ZM237 181V182H236ZM66 182V183H65ZM95 183L96 182V184H94V185H92V183ZM124 182V183H123ZM192 182V183H191ZM201 182V183H200ZM204 183V185H203V183ZM33 183V184H32ZM61 183H63V184H61ZM73 184H74V186H75V184L76 183H74V182H72ZM127 183V184H126ZM135 183V182H134ZM176 184V189H175V187H174V185ZM180 183V184H179ZM206 183H208V184H206ZM214 183V182H213ZM220 183V182H219ZM29 184V183H28ZM54 184V185H53ZM59 184H61L60 186H58ZM84 184H86V185H84ZM87 184H88V186H89V184H90V187H87ZM202 184V185H201ZM215 184V183H214ZM227 184V185H226ZM40 185V186H41ZM48 185V188L50 187V188H52L51 187V185L53 186V188H55L53 191H54V193H52L53 191L49 188H47L46 186ZM58 186L59 187V190H58V187H54V186ZM91 185H92V187H94L95 185V187L94 188H92L91 187ZM136 185V184H135ZM139 185V186H140ZM220 185V184H219ZM218 185V186H219ZM62 186V187H61ZM82 186V188L83 189H86L87 188V190L89 191V194H87L88 193V191H85V190H83L82 188V192L84 191V193H81L79 190H80V187ZM180 186V187H179ZM200 186V187H199ZM212 186H213V189H215V190H213V189H211L212 188ZM222 186V187H223ZM68 187V186H67ZM86 187V188H85ZM177 187H179V189L177 188ZM197 187H198V189H197ZM216 187V186H215ZM45 188H46V190L48 189L49 190V192H50V190H51V193L52 194H47L46 192H44V190H45ZM74 188V187H73ZM89 188H90V190H91V188H92V191H90L89 190ZM196 188V189H195ZM225 188V187H224ZM8 189H7V191H8ZM33 191H32V190ZM67 189V188H66ZM69 189V188H68ZM135 189L137 190V191H135ZM213 190V191H211V190ZM223 189V188H222ZM222 189H221V191H222ZM45 190V191H46ZM48 190H47V192H48ZM58 190V191H57ZM61 190V191H60ZM173 190V191H172ZM176 190V195L179 193H181L180 191H178V190H182V191H184L183 192V194H184V196L185 197H182L183 196V194L181 193V195H177V198L178 199H176L175 197H176V195H175V197L173 196V192ZM207 190H210L209 192L207 191ZM78 191H79V193H80V195H82V194H84L87 198H88V196L87 195H89V202L88 201H84V200H82L83 198L85 199V200H88V199H86V197L85 196H83V198L81 197V200L79 201V193H78ZM219 191V192H218ZM25 192V193H24ZM33 192H35V195L33 194ZM48 192V193H49ZM61 192H64L63 194H61ZM73 192H74V194H73ZM85 192H87V193H85ZM32 193V194H31ZM40 193H41V195H42V193H43V195L41 196L40 195ZM170 193H171V195L173 196V199L175 198V200H173L172 199V196L170 197ZM21 194H24V196L23 195H21ZM26 194V195H25ZM36 194H39V195H37V197H36ZM59 194V195H58ZM61 194V195H60ZM72 194V195H71ZM92 194V196H91V198H90V195ZM137 194H139V195H137ZM185 194H188V195H185ZM29 195V196H28ZM48 195V196H47ZM68 195V196H67ZM31 197V199L28 201V198L27 197ZM33 196H35L34 198V201L32 200L33 199ZM47 196V197H46ZM52 196H54V197H52ZM57 196H63V197H65L66 198V200H65V198H63V197H61V199L63 200V202H61L59 199H60V197L58 198ZM23 197H25L26 198V201H25V203H27V204H30V205H36L37 204V202H38V204H37V207H35V206H33L32 208H33V210H31L30 208H31V206H29L30 208H27L28 206H27V204H26V209H24V207H22V205L23 204H21L22 203V201L20 200V199H22ZM40 197V198H39ZM52 197V198H51ZM56 197H57V200H56ZM143 197V198H142ZM8 198V199H7ZM46 198V199H45ZM52 199L51 201H53V200H56L57 202L59 201L60 203H65L66 205L68 204L69 206L71 205V204H73L74 206H73V209L75 210V209H82V212H80V211H78L77 213H76V215H78V216H75V214L73 215L74 217H72L71 216V218H74L72 221H75L74 223L71 221V223H73V225L77 222V224H75V227L73 226V228L72 227H69V228H67V226H64L65 228L62 230L61 229V227L63 228V225L65 224L66 225V222H64L63 223V220H61L62 222V224H61V226L56 222V221H54V220H57L58 219V217H56V215H53V216H55L57 219H55V218H53V216H46V214H45V212H46V210L47 209H45L47 206H48V204H50V203H52V202H50V200H49V202H47V204H46V200H48V199ZM79 198V199H78ZM165 198V199H164ZM169 198H171V199H169ZM225 198V197H224ZM19 199V200H18ZM24 199V198H23ZM37 199H38V201H37ZM41 199V200H40ZM45 199V200H44ZM168 199V200H167ZM36 200V201H35ZM64 200H65V202H64ZM68 200H70V201H68ZM162 200L163 201H165V200H167V202H168V204H169V201H171V200H173V201H171V202H174V201H176V203L174 202V206H177V208L174 210V209H171V207H172V205H173V203H172V205L170 204V205H167V203H166V201L165 202H162ZM29 203H28V202ZM39 201H41V202H39ZM56 201H54L53 203H55ZM68 201V202H67ZM78 201V202H77ZM15 202V203H14ZM33 204H32V203ZM43 202H45V203H43ZM56 202V203H57ZM71 202H74V203H71ZM75 202H76V204H75ZM80 202H82V204H80ZM84 202V203H83ZM85 202H88V204H87V207H85L86 206V204H85ZM91 202V203H90ZM170 202V203H171ZM18 203H20V205H18ZM25 203H24V205H25ZM52 203V204H53ZM9 204V205H8ZM11 204V205H10ZM45 205V208H40L41 207V205ZM80 204V205H79ZM15 205V206H14ZM21 206V208L20 207H18V206ZM42 205V206H43ZM81 205H83V207L81 206ZM69 206H68V210H69ZM72 206V205H71ZM79 206H81V208L79 207ZM173 206V207H174ZM85 207V208H84ZM37 209V208H40V210H37L38 211V213L40 212L41 213V211H42V209H44V211L45 212H43L42 211V213L43 214H41L42 215V218L41 217H39L38 219H36V215H38L36 212L37 211H35L34 212V209ZM47 208H49V207H47ZM180 208H179V211L181 212V210H180ZM85 209L87 210L86 212H84L85 211ZM194 209V208H193ZM192 209V210H193ZM213 209V210H214ZM173 210H174V212H173ZM201 210V209H200ZM203 210V209H202ZM212 210V211H213ZM65 211V210H64ZM204 211V210H203ZM228 211V210H227ZM3 212H1V213H3ZM84 216V218H83V216L80 214V213ZM177 212H178V210H177ZM180 212H178V214L180 213ZM182 212V213H183ZM199 212V211H198ZM8 215H7V214ZM10 213L12 214L11 216H10ZM182 213H181V215H182ZM183 213V214H184ZM194 213V212H193ZM14 214V215H13ZM36 214V215H35ZM45 214V215H44ZM63 214V213H62ZM85 214V215H84ZM192 214V213H191ZM60 216H63V215H61V214H59ZM65 215H66V211H65ZM186 215V214H185ZM193 215V214H192ZM195 216H196V213L194 214ZM193 215V216H194ZM14 216V217H13ZM39 216H40V214H39ZM45 216V217H44ZM58 216V215H57ZM207 216V215H206ZM10 217V218H9ZM48 217V218H47ZM67 217V216H66ZM70 217V216H69ZM77 217V218H76ZM16 218V219H15ZM51 218V219H50ZM54 220H53V219ZM61 218V217H60ZM59 218V219H60ZM75 218L77 219V221L75 220ZM79 218H82V221L80 222V220H79ZM120 218V219H119ZM226 218H227V216H226ZM39 219H41V220H39ZM58 219V220H59ZM63 219H64V221L65 220H68V219H65V216H63ZM182 219V220H181ZM189 219H190V217H189ZM204 219V218H203ZM206 219V218H205ZM37 220H38V222L39 221H41L40 223L42 224L43 222H44V220H47L49 223H47V221H45V223L46 224H43L42 226H41V224L40 223H38L37 222ZM42 220H43V222H42ZM50 220H51V222H50ZM53 220V221H52ZM57 220V221H58ZM202 220V219H201ZM224 220H225V218H224ZM70 221V220H69ZM59 222V221H58ZM195 222V223H194ZM36 223H38V224H40L39 226H37L38 224H36ZM78 223H80L79 224V226H76V225H78ZM183 223H184V225H183ZM69 224H70V222H69ZM224 224V223H223ZM217 225H219L218 227H217ZM225 226V225H224ZM248 227V226H247ZM246 226L244 227V228H247ZM5 228V227H4ZM66 228H67V230H66ZM210 228V227H209ZM213 228H210V229H213ZM225 228V227H224ZM227 229V228H226ZM225 229V230H226ZM66 230V231H65ZM248 230V228L246 229V231ZM62 231H63V233H62ZM214 231V230H213ZM219 231V230H218ZM222 231V230H221ZM220 231V232H221ZM43 232L46 234L45 236L47 237V239H49V240H47V242H41V239L43 238ZM181 232V233H180ZM226 232V231H225ZM209 233H210V231H209ZM221 233H224V231L223 232H221ZM58 234H59V236H58ZM245 234V233H244ZM59 237V241H56V238H57V240H58V237ZM166 235V236H165ZM183 235V236H182ZM207 236V235H206ZM60 237H61V239H60ZM165 237H166V239H165ZM172 237V238H173ZM199 237V238H198ZM205 237V236H204ZM223 237V236H222ZM225 237V236H224ZM223 237V238H224ZM233 237L234 238H236L237 236H234L233 235ZM240 237V236H239ZM239 237H238V239H239ZM242 237V236H241ZM243 237H245V236H243ZM171 238V239H172ZM182 238H181V240H182ZM218 238V237H217ZM229 238H230V236H229ZM234 238H233V240H234ZM264 238V237H263ZM51 239V240H50ZM54 241H56V242H54ZM196 239V240H197ZM237 239V238H236ZM169 240V239H168ZM180 240V241H181ZM210 240V239H209ZM222 240V239H221ZM232 239L230 240V241H232V242H234ZM240 240V239H239ZM251 240V239H250ZM38 241V242H37ZM49 241V242H48ZM161 241V242H160ZM176 241V240H175ZM178 241V240H177ZM179 241V242H180ZM183 241V240H182ZM186 241H184V243L186 242ZM187 241V242H188ZM204 241V240H203ZM212 241H213V238H212ZM219 241V240H218ZM218 241H213L215 244L218 242ZM224 241H226V238H225V240ZM158 242H160V243H158ZM200 242H202V241H200ZM205 242V241H204ZM210 242V241H209ZM237 242H239V241H237ZM50 243L52 244V245H50ZM175 243V242H174ZM177 243V242H176ZM181 243H183V242H181ZM189 243V245H190V243H193V245H192V247L194 248V247H198V245L196 244V246H194L195 244L194 243H196V242H188ZM206 243V242H205ZM211 243V242H210ZM219 243L220 242H218V246L217 247H219ZM221 243H222V241H221ZM224 243H226V242H224ZM159 244V245H158ZM161 244V245H160ZM187 244V243H186ZM185 244V245H186ZM231 244V243H230ZM233 244V243H232ZM203 245H205V244H203ZM202 245V246H203ZM217 245V244H216ZM216 245L214 246L215 248L214 249H218V248H216ZM226 245V244H225ZM246 245V244H245ZM160 246V247H159ZM181 246V245H180ZM228 246V245H227ZM159 247V248H158ZM183 247V246H182ZM201 247V246H200ZM204 247V246H203ZM210 247V246H209ZM213 247V246H212ZM226 247V246H225ZM230 246H228L227 248H229ZM245 247V246H244ZM202 248V247H201ZM200 248V249H201ZM206 248H207V246H206ZM222 248H224V244H223V247ZM222 248H220V249H222ZM227 248H225L224 250L226 251H221L220 249H218V250H220L221 252H224V254L223 253H220V254H218V256L217 255H213V257L211 256L212 254H207V253H205V251L207 250V249H205V248H203L202 250H203V252L201 251H199L198 249H197V251H199V253H197L196 252V255L193 257L192 256V252H189V253H191V254H189L188 255V257L190 258L191 257V260H189V258L187 259L186 257L183 259V258H179V259H177L176 260V262L175 263H179V261L178 260H180V261H182L181 259H183L184 261H182V262H180L181 264L183 263V264H201V263H203L204 264V262H206V264L208 263L207 261H211V259L213 260H215L216 259V257H218L217 258V261L216 262H214V264L216 263V264H221L223 261L221 260V259H223L224 257V255H227L228 254V251H230L229 249H227ZM233 248H236V245H235V247H233ZM241 248V247H240ZM240 248H239V250H240ZM246 248V247H245ZM244 248V250L246 251V249ZM250 248V247H249ZM211 249V248H210ZM214 249H212V251L211 250H208V251H211V252H214ZM237 249H238V245H237ZM247 249H248V247H247ZM253 249H255V246H254V248ZM259 249V248H258ZM260 249H262V250H260ZM259 249V251H258V253H260V251H261V255H258V253H257V255H256V253H254V251L252 250V252L250 251V253H248V256H249V258L251 259V257L253 256L252 254H255L254 255V257H252V259L253 258H258V257H260V259L258 258L257 260L259 261L260 260V262H258V263H256L257 262V260H256V262L255 263H252V261L250 262V261H248L249 259H246V257H245V255L247 254V253H245V254H241L243 257H245L244 259L246 260V261H244L243 263L244 264H246V262H249L250 264H264V253L262 252V251H264V245H263V247H261ZM158 250V251H157ZM186 250H187V248H186ZM190 251H191V248L189 249ZM217 250V251H218ZM223 250V249H222ZM235 250V249H234ZM238 250V251H239ZM256 250H257V248H256ZM255 250V251H256ZM188 251V250H187ZM208 251H206V252H208ZM238 251H235V252H237L238 253ZM242 251H243V248H242ZM241 250H240V252H242ZM244 251V252H245ZM180 251H178V253H179ZM215 252H216V250H215ZM231 252H232V249H231ZM234 252V251H233ZM234 252V255H237L236 253ZM244 252H242V253H244ZM257 252V251H256ZM175 253H177V252H175ZM176 254V255H179V254ZM194 254H195V252H193ZM200 253H202V254H200ZM218 252H216V254H217ZM225 253H227V254H225ZM160 254H161V256H160ZM201 256L200 257V259H198V257H196V256H199V255ZM215 254V253H214ZM240 254V253H239ZM250 254V255H249ZM221 255H222V258H219V257H221ZM208 256V257H207ZM210 256L212 257L211 259H210ZM228 257H229V255H227ZM233 256V255H232ZM240 256V255H239ZM242 256H240V257H238L237 256V258H236V260L235 261H237V259H240V258H242ZM247 256V257H248ZM255 256H257V257H255ZM162 257H163V259H162ZM226 257V256H225ZM156 258V260H154ZM158 258H160V259H158ZM204 258V259H203ZM206 258V259H205ZM208 258H209V260H208ZM234 258V257H233ZM226 259H227V257H226ZM226 259H224V260H226ZM243 259V260H244ZM187 262H186V261ZM241 260V259H240ZM262 260V261H261ZM227 261V260H226ZM231 261V260H230ZM235 261H233V263L235 262ZM239 261V260H238ZM179 263V264H180ZM209 263H211V262H209ZM208 263V264H209ZM224 263V262H223ZM222 263V264H223ZM232 262H230L229 264H231ZM242 262L240 263V264H243ZM248 263V264H249ZM163 264H165V263H163ZM174 264V263H173ZM212 264V263H211ZM226 264H227V262H226ZM235 264H237V262H235ZM238 264H239V262H238Z\"/></svg>",
	"mask_w": 264,
	"mask_h": 264
},
{
	"label": "rangeland",
	"instance_id": "rangeland-1",
	"mask_svg": "<svg viewBox=\"0 0 264 264\" xmlns=\"http://www.w3.org/2000/svg\"><path fill=\"white\" fill-rule=\"evenodd\" d=\"M4 1L6 2V0H0V5H2L3 3H4ZM9 1V0H8ZM10 1H12L13 2V5H14V2H15V5L13 6L12 5V2L10 3ZM9 2H6L7 3V5L9 4V6H7L6 5V3H4L5 5H3V6H0L1 8H0V10L2 9V7H3V9L2 10H4L5 12H7V13H3V11H2V13H1V11H0V15H2V14H4V15H7L8 14V16H9V14L11 15V16H13V17H11V16H4V18H6V19H4V21H6L7 20V18L9 19V20H11V18H17V16H19L20 14L21 15H24V18H26L27 17V15H29L30 14V12L31 11H29L30 10V8L32 9V10H35V6L36 7H38V8H36V9H38L39 11H44V12H46L44 9H49L47 12L49 13V11L50 12H52V14L50 13V15H52V16H58V13H60L61 12V15L62 16H58V18H60V19H57V21H59V20H62L61 22H63V18H64V20H65V16H67L68 17V12L70 13L69 14V17L70 18H66V22L64 21V23H61V25H62V27L64 26V25H66V27L68 26L67 25V23H70L69 21L70 20H73L74 21V16H77L79 19H77V18H75V20H78V22L77 21H74V23L71 21V25L69 24V26L67 27L68 28V30H70L69 32H71V31H73V36H70L69 38H72V37H74V35H75V33H77L78 31H75V27H76V25L77 26H80L81 27V25H82V27L85 29H87V31L86 30H84L83 31V28L80 30V28H79V30L80 31H83V32H85V33H89V32H91V33H89L90 35H86L85 33H84V36H89L86 40H85V38H83V40H85L86 42L88 41L89 43L91 42V41H93V43H95V39L97 40V41H99L100 42V39L98 40V37L99 38H102V41H103V39H104V37H106V39L104 40V42L109 38V36H110V40H112L113 39V41H115L116 40V42H117V40H118V38H120L121 36L120 35H122L121 33L119 34L118 32H122L123 31V38H121L120 40H122V39H124L125 37H124V35L126 36V38L128 39V41L131 39V41H132V37H133V39H136L137 37H138V35H139V37L137 38V39H140L141 38V36H142V34L144 33V30H145V32L147 31V27H148V30L149 31H147L146 32V34L144 33L143 34V36L145 35V37H142V39H140V41H138L137 39V41L139 42V43H141L140 44V47L142 46V43L144 44L143 46L144 47H147V49H148V53H150V51H152L151 49H152V47H151V45H150V43L151 44H154L153 42H154V39H157V35L159 36L160 34H163V32H162V30H160L162 27L161 26H163V29L166 31V28H169V30H167V31H171L172 32V34L170 35V37L171 38H175L173 41L174 42H172V44H170V46L167 48L166 47V49H167V51H165V53H163L162 54V52H161V54L159 55V54H157V52H154L155 53V55L154 56H152L153 58L152 59H154V61L156 60V67L155 68H147V70L146 71H143V73L142 72H140V73H142V76H144V77H141L142 79V81H143V78H144V82H146V83H142V81L140 82V84H143L144 85V87H141V85L140 86H138V89H132L131 88V90H129V87L128 88H125L126 86H129V84L128 85H126L125 87H120V86H118V84H117V82L119 83V80H117V79H115L114 78V80L115 81H117V82H115L114 80H111V73H107V72H105V70H104V68H102L104 71L103 72H105L103 75H101V76H106V74L109 76L110 74V79L108 78V77H103L104 78V82H105V84L103 85L104 87H105V85L107 86V88H108V85H110L111 87H114V88H112L114 91L116 90V93H117V95H118V93L119 92H117V90L119 89L120 90V88H122V89H124L125 90V93L124 94H122L123 96L122 97H120V100H118V101H121L120 102V106L122 107V109L120 110V106L118 107V109L117 110H119V111H124V112H121L122 114H124V113H126V114H128V115H130V116H128V117H126V115L124 116V117H122L121 118V116L119 115V118L120 119H126V118H131V119H133V118H135L133 115H135V114H148V116L150 115V113H151V110L152 109H155L153 112H155V111H158V108L161 106V104H162V101L163 100H161V102H159V98L157 99V97L154 99L153 98V95H154V92L156 91V89H157V87H159V85L163 82L161 79L162 78H160L159 77V72L160 71H162V70H160V68H168V69H172V68H175V61H177V59H178V57H180L179 55H180V53H182V52H180V50L182 49L181 47V45H180V43H184L185 42V38H184V35L186 36V34H184L185 33V31L186 32H188V28L190 29L191 28V25H190V23L187 21V23H189V26H188V24L186 25V22H185V24H183L184 23V18H186V16H184V18H182V17H180V15H178V13H177V16H176V11H178L179 12V8H178V6L176 7V5H177V3H178V5H180V4H182L183 3V5H182V7L183 8H181V9H183L184 11H182L183 12V14H187V12L189 13V11L190 12H192V13H195L196 14V11H197V13H199L198 12V10H194L193 8L195 7L194 6V3L191 1V0H187V2H186V0H185V2H178V0H177V3H176V5H175V7L176 8H178L179 10H176L175 9V7H174V2H176V0H155V2H154V4H149L148 2L146 3V4H148V5H150V6H147V5H145V7L147 6V7H150L149 8V13L147 14V16L145 17V20H148L149 21V24H148V21L146 22V21H144V19H143V17L146 15L145 13L143 14L144 16H142V21H141V19L139 18L140 17V14H139V12L141 11V10H139V8H136L137 10H135V11H137V13L139 14V16L137 15V16H135L137 13L133 10V9H130V8H133L134 7V3H132L131 1H129V0H103V2L101 3V2H99V1H101V0H99V1H97L96 0V2L99 4V3H101V4H103V6L105 5L106 7H108L107 9L105 8V6L103 7L102 5H100V6H102V7H100L99 8V6L98 5H96L97 3L95 2V0H86V2L87 3H89V4H91L90 6H89V4H86V6L84 5V6H81V4L78 2L77 3V1L76 0H73L75 3H73V1L72 0H21L22 2H30V4L28 3V5H31V6H29L28 7V5H26L25 4V2L24 3H22L21 4V1L20 0H10ZM31 1L33 2V4H35V6L33 5V4H31ZM67 1H69V2H67ZM90 1V2H89ZM124 1H127L126 2V4H125V2ZM128 1H129V3H128ZM164 3H163V2ZM19 2V3H18ZM62 4H61V3ZM95 2V3H94ZM107 2H109L108 4H107ZM119 2H121V3H119ZM124 2V3H123ZM131 2V3H130ZM165 2L167 3V2H169V3H167V4H165ZM46 3V4H45ZM111 3V4H110ZM23 4L25 5V6H27V7H24V9H28L27 11H28V13H27V11L26 12H23V11H25L24 9H23ZM56 4V5H55ZM61 4V5H60ZM75 4V5H74ZM78 4V5H77ZM127 4H129V5H127ZM131 4V5H130ZM12 5V6H11ZM50 5V6H49ZM66 5H67V7H66ZM94 5V6H93ZM108 5V6H107ZM110 5H112V7L110 8ZM204 6H205V4H203ZM202 4H200V6H202V7H204ZM7 6V8H5ZM21 6H22V8H21ZM32 6H33V8H32ZM61 6V7H60ZM64 8H63V7ZM73 6V7H72ZM91 8L92 6V11L90 10V8ZM97 6V7H96ZM129 6H133V7H130V8H128ZM181 6V5H180ZM56 7V8H55ZM66 7V8H65ZM69 7H71V8H69ZM82 7V8H81ZM83 7H84V10L86 11H84L83 10ZM86 7V8H85ZM136 7H138L137 5H136ZM144 7V8H145ZM199 7V6H198ZM41 8V9H40ZM57 8H60V10L59 9H57ZM96 8L97 9H99V11H97L96 10ZM105 8V9H104ZM6 9V10H5ZM16 9V10H15ZM23 9V10H22ZM54 9H55V13L57 14V15H55V14H53L54 13ZM83 10V12H81V15H78V14H80V11H82ZM86 9H89V10H86ZM135 9V8H134ZM188 9V10H187ZM195 11V12H193V10ZM196 9V8H195ZM8 10V11H7ZM12 10V11H11ZM37 10V11H38ZM67 10V11H66ZM101 10H102V13H100L101 12ZM133 10V11H132ZM138 10H139V12H138ZM145 10H146V8L144 9V12H145ZM192 10V11H191ZM57 11H58V13H57ZM71 11V12H70ZM74 11V12H73ZM76 11H78V14H77V12ZM88 11V12H87ZM95 13H94V12ZM97 11V12H96ZM146 11H148V10H146ZM199 11H201V9L199 10ZM16 12V13H15ZM46 12V13H47ZM63 12V13H62ZM64 12H65V15H64ZM73 12V13H72ZM15 13V14H14ZM19 15H18V14ZM23 13V14H22ZM27 15H26V14ZM71 13L72 14H77V15H75L74 14V16L73 15H71ZM98 13H100L97 17H96V15L98 14ZM86 16H85V15ZM89 15V17L91 18V21L89 22V23H87V25H89V26H91L92 28H90L89 26L87 27V25L86 24H84L85 22H83V21H89V19L87 20V18L85 19H82L83 17H88V15ZM91 14H93V15H91ZM135 14V15H134ZM180 14V13H179ZM183 14L181 13V16H183ZM17 15V16H16ZM26 15V16H25ZM71 15V16H70ZM84 15V16H83ZM94 15H95V17H94ZM175 15V16H174ZM3 16H0V17H3ZM83 16V17H82ZM177 17L176 19L175 18H172V17ZM179 16V17H178ZM11 17V18H10ZM20 17V16H19ZM22 18H23V16H21ZM63 17V18H62ZM72 17H74V18H72ZM88 17V18H89ZM30 18V17H29ZM92 18H93V20H92ZM174 19V20H173ZM177 19H179V20H177ZM180 19H182V20H180ZM187 19V18H186ZM195 19H197V20H195ZM193 21H191L192 23V29H190L191 30V32L195 29V28H197L198 26H196V25H198V21H199V19L198 18H195ZM27 21H28V18L26 19ZM69 20V21H68ZM81 20V21H80ZM83 20V21H82ZM94 20H96L95 21V24L93 25L92 24V22L94 23ZM175 20H176V23L177 24H175ZM4 21H3V23H2V20L0 19V49H2L3 47V51L4 50H7V48L6 47H9V44L7 43V42H9L7 39H9V37L10 36H8V35H10V34H7V33H10L9 32V28L7 29L6 27H7V25H6V23H5V25H3L4 24ZM157 22V23H155L156 24V26H155V24H153L154 22ZM174 21V22H173ZM178 21H179V23H178ZM81 22H83V24L81 23ZM146 24H144V23ZM151 22V23H150ZM153 22V23H152ZM181 22V23H180ZM66 23V24H65ZM91 23V24H90ZM64 24V25H63ZM145 26H144V25ZM151 24V25H150ZM75 25V26H74ZM86 27H85V26ZM161 25V26H160ZM71 26V27H70ZM94 26V27H93ZM147 26V27H146ZM151 26V27H150ZM154 26L156 27L155 29H154ZM158 26V27H157ZM159 26H160V29H159ZM144 27V28H143ZM152 27H153V29H152ZM165 27V28H164ZM188 27V28H187ZM69 28H72V29H69ZM73 28H74V30H73ZM78 28V27H77ZM88 28H90V29H88ZM159 29V30H156V29ZM59 29H61V28H59ZM187 29V30H186ZM76 30H78V29H76ZM163 30V31H164ZM190 30H189V32H190ZM197 30V29H196ZM256 30H258L259 32H260V30L261 29H259V28H257ZM255 30V31H256ZM75 31V32H74ZM89 31V32H88ZM143 31V32H142ZM156 31V32H155ZM159 31V32H158ZM164 31V32H165ZM166 31V33H164V34H166L167 36H169L168 35V32ZM246 31L247 30H240L239 28L238 29H236L235 30V32H234V34H233V37H232V39H234V42L232 43V45H230L231 47H230V49L228 50V52L226 53V55L225 56H223L224 58H230L232 61H234V66L231 68V69H228L227 67H225V70H223L224 72H222V73H224L223 74V76L225 77H221V78H219L220 79V81L222 80V83H220V86H218L219 85V82H217L218 84H216V82L215 81H217L216 79L215 80H210L209 82H207V83H209L208 84V88L210 89V91H212L213 90V94H214V99L211 101V100H209L208 98H207V100H206V96H207V94L206 93H208V89L205 91V97L204 98H200V96H198L199 98H200V100H199V102L202 104H198L199 106H196V110L194 111V109H193V111H192V109H191V113H190V116L187 114H181L182 116H180V118L182 117V118H184V117H186V120H185V118L183 119V120H185V122H183V123H179L177 126H179V125H181V126H183V128L181 127V126H179L178 128L181 130H179L178 128H174L175 127V122H174V127H170L169 129H170V131H171V133L169 132L168 134L172 137H170L169 135V137L168 138H170V141L167 143L168 145H169V143L171 142L172 143V139L173 140H176L177 139V136H178V138L179 139H177L175 142H174V144L177 142V143H179V140L181 141H186L187 139H188V137L190 138V137H192L194 134V132L195 131H193V130H196V132H197V129H198V127L200 126V122L201 121H204V120H207V118L208 119H210V118H215L216 119V121H217V119H218V121L220 122V121H222V122H220V123H218L219 125L220 124H224V123H226V122H229L230 121V123L233 121V120H235L236 119V116L238 117V119L237 120H239V121H243V118H241L243 115L241 114V113H243L244 111L246 112L247 111V113H248V116H249V118L251 117H253V114L255 113V111H254V108H252L253 106H254V104L255 103H257V100H258V103L260 104L258 107H260L261 106V103H263L264 102V37L263 36H261L260 34H256L258 31H256V33L255 32H253L254 34H249L248 33V35H247V33H246ZM140 32V33H139ZM162 32V33H161ZM190 32V33H191ZM248 32V31H247ZM38 33V34H37ZM37 33H35V38L32 40V42L33 43H31V45H33L32 46V48L30 49V54H32V56L34 57H32L29 53H28V55H27V52L29 51V47L30 46H27L28 47V49H26V51H24V49H22V45H20V44H22V42H20V40L18 41V44L20 45L19 46V48L21 49L20 51H19V53L17 52V53H15V52H10V51H4V52H2V51H0L1 53H0V76H1V81L0 82H2V81H4L3 83H1L0 85H2V86H4V87H8V86H10V83H5V82H7V80H8V82L10 81L8 78H6V77H13V79H17L18 80V78H19V80L18 81H14L13 80V82H14V84H13V87L12 86H10V87H12L13 89L15 88V83H17L16 85H17V89H18V86L20 87V86H22V87H20L19 88V92L16 90V89H14V91L16 90L17 92H18V94H17V96L15 95L14 97L15 98H17L16 100H15V102H12L11 103V105L13 106V108H12V106L10 105V100L8 101L9 102V104L8 105H10L11 106V111H10V108H8L7 110H8V112H10V113H12L13 114V116L11 115V114H8L7 112V114H4L5 113V111H4V113H3V111L1 110V108L2 107H0V129H1V134H2V132H5L6 134H4V135H6L4 138H3V136L4 135H2V138L0 137V240H1V235L3 234V232H5V229H6V226H5V224H6V220H5V217H6V215H4V213L6 212V211H2V210H4V208H6V210H7V212H8V210H9V212H13V211H10L11 210V207L10 208H8V207H6V205H7V202H9L8 200L6 201V197H7V195L8 196H10L9 195V193L11 192L7 187L9 186L10 187V185H9V183H10V181H11V175H10V172H11V169L12 168H14L15 166H16V161H17V159L16 158H18V161H17V166L19 167L20 166V164H23L22 166H20V168L22 169V167H24L23 168V171L25 170V169H27V170H25V171H27V173L29 172V171H31L32 169H33V171H31V174H33L32 176L30 175V174H27L26 172H23L22 174H23V176H26L27 177V175H30V176H28L29 177V180L31 179V177L33 178V180H34V185H32V187H34L36 184H35V181L36 182H38L37 184L39 185V187L40 188H42L43 189V186L41 185L42 183H41V180H43L42 178L43 177H45L44 178V180H46V176H47V178L49 179V180H47L48 182L50 181V179L53 177H55V180H57L56 178H57V176H58V180L57 181H52V180H54V179H51V181H52V183L54 182L55 184H57V183H60V182H64V181H68V179H70V177L69 178H65L66 177V175L67 176H69V172L71 171V170H68V173H67V171H65L67 168H65V170H64V168H61L62 166L64 167V166H66V165H68L67 163H69V162H71L70 160H69V158L67 159V157H70L71 158V153H72V148L75 146V144H76V142L75 141H77V144H76V148H78L77 146H78V140H79V134H74L75 132L73 131L74 129H72V131H71V127L73 126V125H75L74 123L76 122L75 120H77V122L78 121H80L81 120V118H82V116H83V118H84V116H85V120H84V122H83V118H82V122H83V124H82V128H83V126H84V124H86V118L87 117H89L90 118V120L92 121V122H90V124L92 123H95V125H98V127L99 128H96V126L93 124V126H95V128L97 129L96 130V135H92V134H88V137L87 138H90V141H91V139H96V142H94L95 143V145L97 144V142H98V140H99V142L100 141H103V140H108V139H111V138H113L114 136H116V134L115 135H108V133H106L107 132V129H108V127L109 128H111V127H113V126H107V128H105L106 127V117L105 116H109V114L106 112L107 111V106L111 103V102H109V101H107L108 103L106 104V101H105V104H106V106H104L105 104H103L104 103V99H103V95H102V93H103V91H101L102 93L101 94H99V95H101V96H99V97H94V101H92V104H93V106H91L90 105V102H89V106H91V107H89L87 104H85V105H87V106H85V105H83L82 103L83 102H81V107H80V104H77V105H79V106H77V108H76V106H74V108H76V109H73L72 110V114H71V112H69V114L72 116H70V115H68V113H66L65 114V109L66 108H64L63 109V112H64V114H61V113H59L60 111H58V110H60L61 108L60 107H58V110L56 109V107L59 105V104H61V101H60V103L57 101V98L55 97V95H54V89H55V87L54 86H56L57 87V90L59 91L60 90V95L62 94V89H61V85L62 84H60V88H59V84H58V82L60 81L59 79H57L58 80V82H56L57 80H56V78H58V76L56 77L54 74H56L55 72L57 71H59V70H56V68H60L59 66H57V67H55L56 65H60V64H62L63 62L61 61V59H59L60 58V56L62 57V55H57V54H61L62 52V50H63V52L65 51V49H69L68 47H70L71 48V46L73 45V41L74 42H76V40H77V38L79 39L80 38V34H83V33H77L78 35H75V37L74 38H72L73 39V41H72V39H69L70 41H72V45H70L71 44V42L69 43L68 42V44L69 45H67V48H64V46L63 47H61V45H66L67 44V42H66V44H63L64 42V40H62V42L63 43H61L60 41V39H58L57 41L56 40H53V39H51V40H53V42L51 43L50 41H49V39L47 38V37H44L42 34H41V31H37ZM40 33V34H39ZM113 33H116V36H118V34H119V36L117 37V39H115L114 40V37L112 38L111 36H113L114 34ZM118 33V34H117ZM138 33V34H137ZM150 33V34H149ZM194 33H196L197 34V32H195L194 31ZM245 33H246V36H245ZM5 34H6V36L8 37H6L5 36ZM72 34V32L70 33V35ZM112 34V35H111ZM135 34H137V36L135 35ZM140 34H141V36H140ZM163 34V35H164ZM94 37L93 38V40H91L92 39V36ZM107 35H109L108 36V38H107ZM162 35V36H163ZM189 35V34H188ZM187 35V37H190L191 35H189L188 36ZM250 35V37H251V35H252V37H251V39L248 37ZM260 35V36H259ZM115 36V37H116ZM136 36V38H134ZM147 36V37H146ZM156 38H155V37ZM161 36V35H160ZM90 37H91V39H90ZM97 37V38H96ZM153 37V38H152ZM112 38V39H111ZM125 38V39H126ZM144 38V39H143ZM182 38H184V40L182 39ZM247 38H249V39H247ZM76 39V40H75ZM88 39H90V40H88ZM152 39H153V41H152ZM136 40H134V41H132V42H130V43H135V41ZM49 41V42H48ZM65 41H68V40H65ZM79 41H81L80 42V44H81V46H82V43L84 42V41H82V39L80 38V40H78L77 41V43H76V45H78L79 44ZM124 41V40H123ZM122 41V42H123ZM128 41L127 42H125V43H123V45H124V47H125V49H127V51H129L128 50V48L131 50V47H133V45H129L128 44V47L126 46V43H128ZM137 41H136V43H137ZM58 42H60L61 43V45H60V43H58ZM87 42V44L89 45V43ZM99 42H97V43H99ZM104 42H101V44L100 45H98V44H95V45H98L99 47L103 44H105ZM109 40L107 41V45L109 46ZM115 42V43H116ZM118 42H120V41H118ZM121 42V43H122ZM6 43V44H5ZM85 43V42H84ZM114 43V42H113ZM112 42H110V44L112 45L113 44ZM114 43V44H115ZM138 43V44H139ZM203 42H201L199 45L201 46V44H202ZM75 44V43H74ZM79 44V45H80ZM90 44H92V42L90 43ZM113 44V45H114ZM145 44H146V46H145ZM6 45H8V46H6ZM60 45V46H59ZM76 45H74V46H76ZM95 45H89V46H92L93 47V49L95 50ZM107 45L105 44L102 48H104L105 47V50L107 51V50H109V48L107 49ZM110 45V46H111ZM113 45H112V47H113ZM137 45V44H136ZM135 45V46H136ZM183 45V44H182ZM83 46H85V44H83ZM109 46V47H110ZM131 46V47H130ZM134 46V47H135ZM142 46V47H143ZM153 46V45H152ZM203 46V45H202ZM201 46V47H202ZM97 47V46H96ZM111 47V48H112ZM138 46H136V48H137ZM199 46H197V48H198ZM6 48V49H5ZM110 48V49H111ZM200 48V47H199ZM9 49V48H8ZM97 49H99L98 47H97ZM97 49H96V53L98 52L97 51ZM141 49V48H140ZM140 49H139V47H138V51H140ZM147 49H146V51H147ZM28 50V51H27ZM93 50V51H94ZM133 50H135V49H132V51ZM142 50H143V48H142ZM197 50H200V49H193V51H195V52H197ZM23 51V53H21ZM31 51H32V53H31ZM68 51V50H67ZM144 51V56H147V57H149V59L151 58V56H150V54H148L147 53V55H146V53H145V50H143ZM192 51V52H193ZM94 52V56H95V53ZM135 52H137V50H135ZM47 53V54H46ZM67 53V52H66ZM65 53V54H66ZM99 53V52H98ZM152 53V52H151ZM153 53V54H154ZM23 54V55H22ZM64 54V53H63ZM93 54V52H91V54L90 55H92ZM44 55V57H43V59L44 58H47V59H42V56ZM51 55H54V56H59V58L57 57V59H58V61L56 60V57H54L55 59V62L56 63H54V65L52 66V68L55 70V71H52L53 69H51V71L52 72H54V74L52 73L51 74V72H49L50 74H49V76H47V77H49L48 79L43 75V78L45 77L47 80H49V79H52L53 80V76H51V75H54V80H56V81H52V80H50L49 82L47 81V80H43V81H41V79H40V81L41 82H45V81H47V84L48 83H51V81H52V83L51 84H53V82H55V84H53L54 86H52L51 84L50 85H48V86H45V88L46 89H51L52 88V92L50 91H48V90H45V88H44V90L45 91H48V92H42V93H44L43 95H42V97L39 95L40 94V92L42 91V90H40V88H39V84L41 83V82H39V79L37 78V76L35 77V75H34V73L31 75V74H29V72L31 71H29L28 69V71L26 70V68L25 67H23L24 65H25V63L26 62H33V65H35L34 63H36V65H37V67L36 68H43V70L45 71V70H47V67H48V69L49 68H51V62H50V60H52L53 59V56H51ZM89 55V56H90ZM98 55V54H97ZM152 55V54H151ZM41 56V57H40ZM47 56V57H46ZM64 56V55H63ZM99 56V55H98ZM38 57H39V60H37L38 59ZM48 57H49V59H48ZM50 57L52 58V59H50ZM95 57H97V56H95ZM143 59V53H142V56H140V60H142ZM146 58V57H145ZM156 58V59H155ZM21 59H22V61H21ZM33 59V60H32ZM147 59V58H146ZM148 60V59H147ZM146 60V61H147ZM186 60H187V58L185 57L184 58V62H186ZM21 61V62H20ZM44 61V63H42V62ZM49 62L48 64H46V62ZM143 61H144V63L146 62L144 59L142 60V61H140L139 62V60H138V63H143ZM28 62V63H29ZM40 62H41V66H40ZM53 63V62H52ZM143 63V64H144ZM23 64V65H22ZM45 64V65H44ZM96 64H98V63H96ZM96 64H94V65H96ZM28 65H32L31 63L30 64H28ZM35 65V66H36ZM45 67H44V66ZM47 65H49V66H47ZM63 65V64H62ZM61 65V66H62ZM140 65V64H139ZM142 65V64H141ZM34 66V67H35ZM143 66V65H142ZM32 68V66H31V68H32V72H33V69L35 70L36 68ZM99 67V66H98ZM23 68V69H22ZM46 68V69H45ZM87 68V67H86ZM96 68H97V66H96ZM100 68V69H101ZM30 69V68H29ZM37 69V70H38ZM41 69H39L40 70V73H41ZM85 69V68H84ZM88 69H92V68H89L88 67ZM95 69V68H94ZM228 69V70H227ZM24 70V71H23ZM26 70V71H25ZM38 70V71H39ZM85 70H87V69H85ZM93 70V69H92ZM99 70V69H98ZM154 70H156L157 71V73H154L153 74V71ZM174 70V69H173ZM23 71V72H22ZM48 71V70H47ZM50 71V70H49ZM83 71V70H82ZM96 71H97V69H96ZM25 72V73H24ZM31 72V73H32ZM46 72V71H45ZM42 72L43 74H48V72ZM84 72V71H83ZM82 72V73H83ZM87 72H88V74H89V71L87 70ZM87 72H85L86 74H87ZM103 73L101 70L98 72V73ZM27 73V74H26ZM41 73V74H42ZM100 73V74H101ZM6 74H8L7 76H6ZM31 75V76H33L32 78H34V79H36L38 82H39V84H38V86H35V87H37V88H39L38 89V91H40V92H38V93H32L31 91L32 90H36V88H33V86L31 87L30 85H28V81L30 80V81H33L34 79H31V76H29V75ZM40 74V75H41ZM46 74V75H47ZM87 74V75H88ZM99 74V75H100ZM139 74V73H138ZM12 75V76H11ZM22 75V76H21ZM36 75H38V74H36ZM39 75V76H40ZM59 75V74H58ZM85 75V74H84ZM87 75H85V79H87L86 78V76ZM42 76V75H41ZM40 76V77H41ZM60 76V75H59ZM139 76V75H138ZM18 77V78H17ZM39 77V78H40ZM114 77V75H112V78ZM4 80H3V79ZM23 78V79H22ZM25 78H27V79H25ZM30 78V79H29ZM44 78V79H45ZM60 78V77H59ZM106 78H108V79H106ZM21 79V80H20ZM84 79V80H85ZM89 79V78H88ZM28 80V81H27ZM35 80V81H36ZM146 80V81H145ZM26 81V83H27V85H26V83H24ZM85 81H87L88 82V80H85ZM175 81V80H174ZM172 79L169 81V84L165 87V89H168V90H170V91H173V92H175V89L177 88H175V84H177V83H175ZM212 81H214L215 82V85H217V86H215L214 85V83H212ZM11 82H12V78H11ZM20 82V83H19ZM87 82H86V84H87ZM177 82V81H176ZM255 82V83H254ZM113 83H115V86L117 85L119 88L118 89H116L117 88V86H116V88H115V86H114V84ZM206 83V84H207ZM213 84V88L211 87L212 85L211 84ZM251 83V84H250ZM18 84H20V85H18ZM46 84V83H45ZM44 84V85H45ZM127 84V83H126ZM138 84V83H137ZM250 84V85H249ZM121 86H123L122 84H120ZM147 85V87H145ZM210 85V86H209ZM246 85V86H245ZM26 86V87H25ZM30 86V87H29ZM63 86V85H62ZM83 86H85V83H84V85ZM132 86H133V84H132ZM137 86V85H136ZM4 87H2V88H4ZM50 87V88H49ZM104 87H103V89L102 90H104ZM139 87H140V89H139ZM211 87V88H210ZM11 88V89H12ZM32 88V89H31ZM106 88V87H105ZM144 88V91L143 90H141V89H143ZM146 88V89H145ZM175 88V89H174ZM0 89H1V87H0ZM8 89L9 88H7V91H8ZM12 89V90H13ZM22 89V90H21ZM108 89H110V87L108 88ZM107 89V90H108ZM111 89V90H112ZM3 90H6V88H4ZM12 90H9V91H11L12 92ZM21 90V91H20ZM113 90H112V92H113ZM118 90V91H119ZM148 90V91H147ZM1 91H2V89H1ZM1 91H0V93H1ZM37 91V90H36ZM58 91H56V93L58 92ZM169 91V92H170ZM209 91V92H210ZM7 92L8 93V95H6V94H4V95H2V94H0L1 96H5V98L4 97H2V99H3V101H4V99L6 100V97H7V99H9V98H11V97H13V95H14V92ZM16 92V93H17ZM31 92V93H30ZM35 92V91H34ZM106 92V91H105ZM108 92H109V90H108ZM107 92V93H108ZM112 92H111V94H112ZM122 92V91H121ZM145 93V94H143V95H141V98L139 99L138 97H140V93ZM169 92L167 93V94H169ZM173 92L170 94V96L173 94ZM2 93H4V91L2 92ZM15 93V94H16ZM55 93V94H56ZM115 93V92H114ZM115 93V94H116ZM211 93V92H210ZM10 94H12L11 96H10ZM21 94V95H20ZM31 94V95H30ZM33 94H38L39 96H40V98H41V100H42V98L44 99V101L46 100V105H42L43 107L42 108H40L39 106L40 105H36V104H34V100H32V97H34L33 96ZM105 94V93H104ZM110 94V95H111ZM120 94V93H119ZM120 94V95H121ZM204 94V93H203ZM60 95H58L57 94V97L58 96H60ZM98 95V94H97ZM114 95V94H113ZM113 95H111L112 97H110V96H108V94H106L105 96H107L106 98H114L115 97V95L113 96ZM139 95V96H138ZM32 96V97H31ZM39 96H38V100H39ZM148 96V97H147ZM155 96H156V93H155ZM9 97V98H8ZM13 97V98H14ZM63 97V96H62ZM61 96L60 97H58V98H62ZM118 97V96H117ZM166 97V96H165ZM164 97V98H165ZM167 97H169L168 95H167ZM82 98V97H81ZM98 98H100V99H98ZM106 98H105V100H106ZM153 98V99H152ZM211 98V97H210ZM249 98V99H248ZM1 99V100H2ZM34 99H37V98H34ZM62 99H64V97L62 98ZM61 99V100H62ZM83 99V98H82ZM82 99H80V100H82ZM91 99V98H90ZM90 99H88L87 98V100H86V102L88 101V100H90ZM103 99V100H102ZM122 99V100H121ZM11 100H13L12 98H11ZM92 100V99H91ZM101 100V101H103L102 102V104H103V107H102V105H98V103H100L99 101ZM113 100V102L115 103L114 105H116V103H117V99H116V97H115V99H112ZM158 100V101H157ZM202 100H206L207 102H203ZM208 100L210 101V102H208ZM14 101V100H13ZM43 101V102H44ZM83 101V100H82ZM141 101V104H139L138 102H140ZM261 103H260V102ZM2 102V101H1ZM36 102H38V101H36ZM56 102H58V104L56 103ZM79 102V101H78ZM77 102V103H78ZM85 101H84V103H86ZM159 102V103H158ZM252 102V103H251ZM5 103H6V107L8 106L7 105V101H5ZM4 103V104H5ZM62 103H65L64 102V100L62 101ZM94 103H95V105L97 104L98 106H95L94 105ZM137 103V104H136ZM155 103H157V104H155ZM161 103V104H160ZM222 103H224V105H223V107H221V109H218L217 107H211V105H213V104H222ZM250 103V104H249ZM257 103V104H258ZM38 104H40V103H38ZM143 104V106H142V110H139L138 109V107L140 106L141 107V105ZM160 104V105H159ZM203 104H204V106H203ZM211 104V105H210ZM249 104V105H248ZM64 105V104H63ZM137 105V106H136ZM139 105V106H138ZM155 105H158V106H155ZM253 105V106H252ZM117 106V105H116ZM154 106H155V108H154ZM201 106V107H200ZM214 106V105H213ZM248 106V107H247ZM255 106H256V104H255ZM256 106V107H257ZM61 107H63L62 105H61ZM157 107V108H156ZM247 107V108H246ZM3 108H5V107H3ZM2 108V109H3ZM103 108H105L104 109V111H102V109ZM184 108V107H183ZM183 108H181L182 110H183ZM245 108V109H244ZM137 109V110H136ZM157 109V110H156ZM242 109H244V111L242 110ZM248 109H249V111H248ZM252 109V110H251ZM6 110V111H7ZM14 110V111H13ZM62 110V109H61ZM141 111L140 113L139 112H137L136 113V111ZM186 109L184 108V110L183 111H185ZM118 111V112H119ZM183 111H181V113L183 112ZM190 111V110H189ZM242 111V112H241ZM62 112V111H61ZM133 112H135L134 114H133ZM152 112V113H153ZM254 112V113H253ZM104 113V114H103ZM151 113V114H152ZM180 113V112H179ZM15 114H16V116H15ZM17 114H19V116L17 115ZM85 114H88L87 116L85 115ZM118 114V113H117ZM222 114V115H221ZM4 115H8V117H10V118H7L6 116H5V118H4ZM68 115V116H67ZM105 115V116H104ZM255 115V114H254ZM70 116V117H69ZM189 116V117H188ZM256 116V115H255ZM16 117V118H15ZM19 117V119L21 118V120H19V119H17ZM70 119H69V118ZM81 117V118H80ZM126 117V118H125ZM143 117H144V115H143ZM146 117V116H145ZM14 118V121L12 120ZM69 120H68V119ZM72 118V119H71ZM119 118H118V120H119ZM147 118L148 117H146V120H147ZM254 118V117H253ZM6 119H8V120H6ZM22 121L21 122V124H17V123H19L18 121ZM67 119V120H66ZM93 119H95L96 121H94ZM107 119H108V121H110L109 120V118L107 117ZM130 119V120H131ZM144 119V118H143ZM241 119V120H240ZM13 122H12V121ZM17 121V123H15L16 121ZM71 120V121H70ZM98 120V121H97ZM130 120H127V121H130ZM141 120H142V116H141ZM145 120V119H144ZM144 120H143V122L141 123V124H143V123H145L144 122ZM237 120H235V122H237ZM7 121H9V122H7ZM73 121H75V122H73ZM86 121V122H85ZM112 121V120H111ZM111 121L109 122V123H111ZM123 120H121V122H122ZM127 121H126V123H127ZM180 121V120H179ZM10 122H11V124H10ZM70 122V123H69ZM88 122H89V119H88ZM124 122H125V120H124ZM234 121L232 122V123H235ZM69 123V124H68ZM108 123V124H109ZM125 123V124H126ZM17 126L16 128H15V126ZM92 124L90 125V126H87V127H90V129H91V126H92ZM121 124H123V122L121 123ZM125 124H123V125H125ZM128 124H130V123H128ZM127 124V125H128ZM177 124V123H176ZM79 125H81V121H80V124ZM89 125V124H88ZM120 125V124H119ZM123 125H121V126H123ZM170 125V124H169ZM168 125V126H169ZM188 125V126H187ZM13 128H12V127ZM76 127H77V130H79L78 128H80V126H78V125H75ZM116 126V125H115ZM129 126V125H128ZM171 126V125H170ZM185 126H187V128L185 127ZM198 126V127H197ZM218 126V125H217ZM12 129H11V128ZM74 127V126H73ZM72 127V128H73ZM75 127V128H76ZM118 127V126H117ZM117 127H115V129L114 130H116V132L117 133H119V129H117ZM184 127H185V129H184ZM219 127H222L221 125L219 126ZM262 127L263 128H261V129H259V132L260 133H257L258 135L256 136V138H257V149H256V152H255V158L254 159H252L253 157H254V154H251L252 153V151H251V153H249V154H246V155H248V156H245L246 157V159H250L249 160V162L248 163H250V161H252L250 164L251 165H253L252 166V168L253 169H251V171H245L246 169H245V167L243 168L242 167V169H237L238 168V164L236 163V166H234L235 165V163H233V161L234 160H239L238 158H236V155H237V157H239L240 158V156H239V154H228L229 153V151H228V155L227 154H225L226 152H227V150H228V146H227V144L228 143H223V144H221L220 142L217 144V147H211V150H210V148H207V146H206V144H205V146H206V148L204 147V151L207 149V151H205L206 153H203L204 151L203 150H201L200 151V153L202 154L203 153V156L201 155V157L200 158H198V156H197V158L195 157V159H198V160H200V159H202L203 157H205L206 158V162H205V164L206 165H204L203 163V161L201 160V162H203V163H201L200 162V164L202 165H204L205 167H203L202 166V168H207L209 165H211L210 167H208L207 169H205V171L208 173L209 172V170H210V168L212 167V166H216V164L215 163H217V166L218 167H220V165H218V163L220 164V162H221V160H223L224 159V163L226 162V164L229 162V159H231L233 156L232 155H234V160L233 159H231L230 160V162L233 164V165H231V164H229V166L228 167H226L225 166V169H230V170H228V171H232V172H234L236 175H239L238 176V178L236 179V180H238V182H237V184H234L232 187V189H230L229 187H227V186H223V184H221V183H223V177H222V174H223V172L222 173H220L221 171L220 170H222L223 169V162L221 163V165H222V167H220V168H222V169H220V170H218L217 169V172H219V175H218V173L216 172H212L211 170V172H212V174L209 172L208 174H210V175H207V173L206 172H204L205 173V175H204V173H203V182H205V180H206V182L208 181V182H210V184L211 185H214V188H216V189H218L217 187H219V189H220V187H221V189H222V191H221V189H220V193L217 195V196H212V195H204V191H201L200 192V194L199 195H201V197H198V198H196L197 200L195 201V202H197V203H195L194 205H195V207H193V208H191V210H189L188 211V209H187V211L185 210V213L183 212V210H182V208H180V207H178L177 208V206H174L175 204H174V202L176 203V201H174V202H171V201H173V200H175V198L176 199H178L177 198V195H181V193L183 194V192L185 191V190H187V188H186V185H187V183H189L190 181H193L192 180V178L191 177H196V175L199 173V171L201 170V168H199L198 167V160H194L195 162H196V164H195V162L193 163L194 165H192L191 166V169L193 170V172H195V173H197V174H195V173H192V171H191V169L189 170V174H191V177H190V175L188 174V172H186V171H188V170H186L185 172H186V174H188L187 175V177H190L191 178V180L188 178L187 180L189 181V182H187L186 184H185V182L187 181L186 179H185V181H184V179L182 178V177H180L181 175H179V177H178V179H179V181H177L178 179H175L174 181H176V182H180V183H183V181H184V184H185V188H183V187H181L180 189H185L184 191H182V190H178V191H180L181 193L179 194H177L176 195V190L172 193L173 194V196L175 197V195H176V197L173 199V196L171 195V193H170V197L172 196V199L173 200H171V201H169V204H168V202H167V200H165L166 201V203H167V205H172V203H173V205H172V207H171V209H176L177 208V210H178V212H180L179 211V208H180V210H181V212L178 214V212H177V210H175L176 212H174V210H173V212H174V216H179V217H182L183 218V220L186 222L185 224H192L193 225V223H191L194 219H195V217L197 218V220L199 219L200 221H205V220H207L208 218V216L210 215V216H212L213 214H215L214 212H215V209H214V207L216 208V205L217 206H219V204H222L224 201L223 200H226V201H230V200H235V202H233L234 203V205L232 206H229L228 208H227V210H226V215H224V217H223V219L221 220V222L223 221V223H220L219 225L220 226H223L222 228L223 229H220L221 227H219L218 229H214L213 227H211L212 225H210V223H211V220H209L210 221V223H208V221L207 222H203V226H204V228L206 229L207 228V225H208V229L205 231V232H207V234L206 233H204V236H203V234L202 235H200L199 237L201 238V237H203V238H201V240H199L198 241V239L196 240V239H194V240H191L192 242H196V243H194L195 245L194 246H196V244L198 245V247H192V245H193V243H190V245H189V243L188 242H191V241H188L189 239H191L190 237H188V236H186L185 238H187L188 240V242L186 241V240H184V238H182L179 234L176 236V234L179 232H177V233H172V235H174L175 234V237H173V236H170V235H168V239H166V237H165V242L163 241V243L161 242V244H164V243H166L164 246H161V248L159 249L160 250V252L161 253H163V255L165 254L166 255V257H164V259H163V257H162V259L163 260H161V261H159L157 264H163V263H165V264H179L180 262H182V261H184L183 259L187 256L188 257V255L189 254H191V253H189V252H192V256L194 257L195 255H196V252L197 253H199V251L201 252H203V248H205V249H207L206 251H208V250H211L212 251V249H214L215 247V245H216V248H218V249H220V248H222L223 247V244H224V248H222V249H220L221 251H225L226 249L225 248H227L228 246H230L229 248H227V249H229L230 251H228V254L227 253H225V254H227V255H229V257L227 256V255H224L223 257V259H221L223 262V264H226V262H227V264H229L230 262H232L231 264H235V262H237V264H238V262H239V264L242 262H244V261H246L244 258L246 257V259H249L248 261H252V263H255L256 262V260L259 258L260 259V257H258V258H253L252 259V257H254V255L255 254H252L253 256L251 257V259L249 258V256H248V253H250V251L252 252V250L254 251V253H256V255H257V253H258V251H259V249L261 248V247H263V245H264V123H263V125H262ZM82 128H80V130L79 131H77V133H80V131H82L81 129ZM94 128V129H95ZM121 129L123 128V127H120ZM125 128V127H124ZM123 128V129H124ZM19 131V133L20 134H22L23 136L22 137H25V138H23L22 140H19V142H18V140L16 139L17 137V133H16V131ZM44 129H45V131H44ZM94 129H92L93 130V132L95 131ZM98 129H100V130H102V131H99ZM106 129V131H104ZM112 129V128H111ZM129 129V128H128ZM173 129H178L179 131L177 132V130H175V131H173ZM184 129V130H183ZM5 130H7V131H5ZM13 131V133H12V131ZM69 130L71 131V132H69ZM114 130H110V132H112V133H114L115 131ZM130 130V129H129ZM219 129L217 128V131H218ZM221 130V129H220ZM76 131V130H75ZM98 131V132H97ZM108 131H109V129H108ZM126 131H127V129H126ZM126 131H124L125 133H126ZM8 132V133H7ZM47 132V133H46ZM67 133V135H66V133ZM124 132H122L121 134H123ZM193 132V133H192ZM196 132H195V134H196ZM258 132V131H257ZM46 135H45V134ZM52 133V134H51ZM69 133L71 134V135H69ZM97 133L98 134H100L99 135V138H96L97 137ZM104 133V134H103ZM112 133H110V134H112ZM128 133V132H127ZM190 133H192L191 135L192 136H189L190 135ZM14 134V135H13ZM19 134V135H20ZM27 134H29L30 135V137H26V136H28ZM73 134L74 135H76V136H74L73 137ZM102 134H103V137H102ZM260 134V135H259ZM18 135V136H19ZM25 135V136H24ZM66 135V136H65ZM118 135V134H117ZM120 135V134H119ZM124 135V134H123ZM188 135V136H187ZM1 136V135H0ZM13 136H15L14 137V139L15 140H13V143H11L10 141H12V139H13ZM49 136H50V138H49ZM51 136H53L52 138H51ZM127 136V135H126ZM125 136V137H126ZM20 137V139H21V136H19ZM106 137V138H105ZM109 137V138H108ZM118 137V136H117ZM120 137H121V135H120ZM124 136H123V139H121L120 138V140H124V138H125ZM176 137V138H175ZM182 137H183V139H182ZM186 137V138H185ZM194 137V136H193ZM28 138H30V139H28ZM45 139V145L43 144L44 142H43V140ZM49 138V139H48ZM72 138V139H71ZM101 138V139H100ZM102 138H104V139H102ZM108 138V139H107ZM119 138V137H118ZM129 138V137H128ZM27 140V143L25 142V140ZM47 139H48V141H47ZM50 139H52L51 141V143L49 142L50 141ZM73 139L75 140L74 141V143H73ZM114 139H115V137H114ZM24 140V141H23ZM57 140L58 142H61V150H60V147L58 148V146H56V144H57V141H56V144H55V141ZM120 140H118L117 138H116V144H115V142H114V144L115 145H117L119 142H120ZM191 140V139H190ZM205 139H203V141H204ZM14 141L16 142L17 141V145L14 143ZM21 141H23V142H25V143H22V144H25L24 146L25 147H27L26 149L24 148V146L21 144ZM42 141V142H41ZM89 141V140H88ZM112 141V140H111ZM115 141V140H114ZM124 141H128V140H124ZM123 141V142H124ZM184 141V142H185ZM188 141L189 140H187L186 142H187V144H188ZM202 141V140H201ZM201 141H199V143L201 142ZM202 141V142H203ZM47 142V143H46ZM150 143H151V146H155L156 148H155V150H152V153H153V151H154V155L156 154L155 153V151H158V150H156L157 149V146H160L161 148H158V149H160L159 151H161V149H162V147H164V145H158V144H160L159 142H161L160 141V139H158V138H156V137H153L150 141H149ZM183 142V143H184ZM186 142L184 143V144H186ZM201 142V143H202ZM207 142V141H206ZM228 142V141H227ZM14 144V146L12 147V145ZM18 143H19V145H18ZM50 143V144H49ZM54 143V144H53ZM67 143H68V145L69 146H71V147H69V146H67ZM113 143V142H112ZM125 143V142H124ZM124 143H120V145L122 146ZM162 143H164V142H162ZM166 143V142H165ZM175 144V146L177 145V146H179V144ZM208 143V142H207ZM21 144V145H20ZM53 144V147L55 148L56 147V149H58L59 151H60V153L61 152H63L62 154H64L63 156H64V162L65 163H63V161H61L62 159H63V157H61L60 155L61 154H59V151H57L56 149H54L53 147H51L50 148V146ZM66 145V147L64 148V145ZM113 144V146H115ZM186 144V145H187ZM210 144V143H209ZM208 144V145H209ZM212 144V143H211ZM10 145H11V147H10ZM58 145H60V143L58 144ZM87 145H89V146H93L94 147V145H93V142H92V144L90 143V144H87ZM110 145H111V143H110ZM119 145V144H118ZM148 145V144H147ZM16 146H18V148H16ZM20 146H22L23 148H24V150L22 149V148H20ZM121 146H117L118 148H120ZM173 146V145H172ZM215 146V145H214ZM51 149V151L49 152V148ZM86 148H85V151L86 150H90V149H92V148H88L87 146H85ZM202 147V146H201ZM203 147H202V149H203ZM9 148H11V149H9ZM14 148V150H15V152L12 150ZM47 148L49 149L48 150V152L49 153H51L52 152V154H51V157L49 156V153L46 151L47 150ZM62 148H63V150H62ZM68 150H67V149ZM76 148H73V154H76V153H78L77 151H80L81 149H76ZM113 149L115 148V147H112ZM149 148H150V145H149ZM148 148V150H150ZM173 148V147H172ZM212 148H216L215 150L213 149L212 150ZM8 149H9V151H11V152H9L8 151ZM17 149H19V151L17 150ZM46 149V150H45ZM64 149H66L65 151H64ZM84 149V148H83ZM153 149V148H152ZM208 149H209V151H208ZM17 150V151H16ZM21 150H22V152H21ZM26 150V151H25ZM43 150H45L44 152H43ZM52 150H54V151H52ZM77 150V151H76ZM94 150V148L91 150V151H93ZM258 150V151H257ZM7 151L9 152V153H7ZM67 151V152H66ZM194 151H197V150H194ZM17 152H21L20 153V155L17 153ZM64 152H66V153H64ZM83 152H84V150H83ZM199 152V151H198ZM209 152V153H208ZM213 152V153H212ZM11 153V154H10ZM15 153V155L13 156V157H15V158H12L11 159V157H12V155ZM16 153L18 154V155H16ZM43 153H45V156H44V154ZM200 153H195L196 155L198 154H200ZM231 153V152H230ZM53 154H55V155H53ZM67 154H69V156H67L66 157V155ZM71 154V155H70ZM147 154H151V152L150 151H148V153ZM157 154H159V153H157ZM204 154H206V156H204ZM210 154H212V156L213 157H215L214 158V160H212L211 159V155ZM224 154L226 155L225 157H224ZM263 154V155H262ZM11 155V156H10ZM146 155V154H145ZM193 155H194V153H193ZM210 156V159H209V156ZM232 157H231V156ZM253 155V156H252ZM17 156H19V157H17ZM57 156L58 157H60V159H58L57 158ZM153 156V155H152ZM158 156V155H157ZM200 156V155H199ZM224 157V158H220V160L218 159L219 157ZM252 156V157H251ZM45 157L47 158L48 157V159L50 158V161H52V157L54 158V159H56L57 158V160H55L56 162L55 163H57V165H59L58 167L56 166V167H54L53 165H55V163H54V159H53V162H50V164L51 163H54L53 165H50L49 166V169L48 168H46L47 167V165L48 164H46V166H45V164H44V161L45 160H47V159H45ZM56 157V158H55ZM146 157V156H145ZM148 157H151V155H148L147 157H146V159H147V161H148V159L149 160H153V159H155V158H148ZM194 157H192V159L194 158ZM212 157V158H213ZM229 157H231V158H229ZM249 157V158H248ZM11 160H10V159ZM25 158H27L26 159V162H24L25 160ZM208 158V159H207ZM229 158V159H228ZM13 159H15V165H14V167H13V163H14V161H13ZM45 159V160H44ZM67 159V160H66ZM138 159V158H137ZM144 159V158H143ZM142 159V160H143ZM191 158L189 159V161L190 160H192ZM252 159V160H251ZM58 160H59V162H58ZM141 160V161H142ZM204 160V159H203ZM12 161V162H11ZM139 161V160H138ZM138 161H136V162H138ZM147 161H145L146 163L145 164H149L148 166H150V164L152 163H148ZM213 161V162H212ZM242 161V162H241ZM240 161V163H239V166H246V165H244V164H242L243 162H244V160H241ZM246 161V160H245ZM49 162V161H48ZM48 162H45V163H48ZM104 162V161H103ZM191 162V161H190ZM192 162H193V160H192ZM208 162L209 163H211V164H209L208 165ZM238 162V161H237ZM247 162V161H246ZM246 162H244V163H246ZM60 163L62 164V166L60 165ZM140 163H142V162H140ZM253 163V164H252ZM145 164H142V167H144V169H146L145 168ZM153 165H151L150 167H151V169H153V167L155 168V165H154V163H152ZM247 164V163H246ZM141 165V164H137V166H136V168L137 167H139V166ZM190 165H191V163H190ZM196 165V166H195ZM208 165V166H207ZM61 166V167H60ZM135 166V165H134ZM147 166V165H146ZM194 166V167H193ZM200 166V165H199ZM207 166V167H206ZM51 167V168H50ZM54 167V168H53ZM67 167V166H66ZM187 167H189L188 165H187ZM193 167V168H192ZM195 167H197L198 169H200L199 171H197V168L194 170V168ZM235 167H237V168H235ZM20 168H18V171H16V167L14 168V170L12 169V172H14V171H16V172H14V174H15V177L17 176V173L19 172H21L22 170L20 169ZM57 169V170H55L54 171V169ZM60 168V169H59ZM140 169H141V166L139 167ZM213 168V167H212ZM217 168V167H216ZM215 168V169H216ZM251 168V167H250ZM29 169H31V170H29ZM62 169H63V171H62ZM93 169V168H92ZM91 169V170H92ZM132 169H133V167H132ZM143 169V170H144ZM150 169V168H149ZM148 168H147V170H149ZM150 169V171L152 172L153 170H151ZM214 169V168H213ZM225 169H223V170H225ZM243 169H245L244 170V173L242 172L243 171ZM29 170V171H28ZM53 170V171H52ZM73 170V169H72ZM134 170V169H133ZM136 170H138L139 171V169L137 168ZM142 170V169H141ZM202 170H204V169H202ZM49 171V172H48ZM57 171V172H56ZM74 171V170H73ZM76 171H78V170H75L74 172H76ZM90 171V170H89ZM93 171V170H92ZM149 171V172H150ZM154 171H155V169H154ZM197 171V172H196ZM227 171V172H228ZM43 172H45V174L46 173H48L46 176H45V174L43 173ZM52 172H55L54 174H52ZM87 172V171H86ZM142 172V171H141ZM144 172V171H143ZM148 172V171H147ZM147 172H144L143 174L145 175V173H147ZM149 172L146 174V176H144V175H141V179H138V180H136V178H139V174H140V172H139V176L137 177L136 176V178L135 177H133V173H135V171L134 172H130L131 174L130 175H132V177L131 178H128V180H127V183H128V181L130 180L131 182L132 181H134V182H132V184H134V186H131V185H129L130 187H132V190H134L133 189V187H136L137 185V187H139V189H140V187H141V185H144L143 183V179L145 178H147L148 179V177L149 176H151V174L149 175ZM155 172H157V173H155V174H159V172H160V170L158 171L157 169H156V171ZM162 172V171H161ZM160 172V173H161ZM18 173V175H20ZM24 173H25V175H24ZM65 173H66V175H65ZM153 173V172H152ZM184 173V172H183ZM183 173H181L182 175H183ZM201 173V171H200V173H199V175H197V176H199L200 177V174H202ZM214 173L216 174V177L214 176ZM234 173H231V174H234ZM242 173H243V175H242ZM27 174V175H26ZM44 174V175H43ZM51 174H52V176H51ZM70 174H73V172L71 171V173ZM85 174H87V177L89 176L88 175V173H84V175ZM89 174H92V173H89ZM136 174H137V171H136ZM135 174V175H136ZM162 174V173H161ZM160 174V175H161ZM193 174V175H192ZM194 174H195V176H194ZM234 174V178H236V175ZM9 175H10V178L8 179V177H9ZM13 175V174H12ZM62 175H65V176H63L66 180H64V178L62 177ZM73 175H75V176H78V178H77V182H78V184L80 183L79 182V180H80V177H79V175H76V174H73ZM134 175V176H135ZM147 175H149L148 177H147ZM159 175V176H160ZM184 175H185V173H184ZM207 175V176H206ZM221 175V176H220ZM62 177V178H60V177ZM71 176V175H70ZM74 176V177H75ZM144 176V177H143ZM153 176H154V174H153ZM157 176V175H156ZM212 176H214V178L211 177ZM27 177V178H28ZM72 177V176H71ZM83 177V180L85 179V177H86V175L85 176H82ZM86 177V178H87ZM90 179L91 180H93V181H96L95 180V178L93 177V174L92 175H90ZM92 177H93V179H92ZM128 177V176H127ZM126 177V178H127ZM152 177V176H151ZM184 177H186V176H184ZM186 177V178H187ZM202 177H200V178H202ZM207 177L209 178L210 177V179H208L207 180ZM13 179H14V177H12ZM23 178V177H22ZM132 178H134V180L132 179ZM181 178H182V180L183 181H180L181 180ZM198 178V177H197ZM198 179V181L199 180H201V179ZM204 178H206V179H204ZM233 177H231L230 178V180L231 179H234ZM59 179H60V181H59ZM63 179V180H62ZM79 179V180H78ZM82 179V178H81ZM87 179H89V177L87 178ZM87 179H85V182L84 183H86V180ZM89 179V180H90ZM146 179V180H147ZM173 179H174V177H173ZM196 178H194V180H195ZM212 179H215L214 181H212ZM10 180V181H9ZM23 180V179H22ZM24 180H27V179H24ZM44 180L42 181L43 183H45L44 182ZM90 180V181H91ZM140 180H142V181H140ZM197 180V179H196ZM201 180V181H202ZM30 181H32V180H30ZM46 181V182H47ZM59 181V182H58ZM70 181V180H69ZM67 182V183H69L70 184V182ZM72 182H74V183H76V180L74 179V181H73V179L71 180ZM81 181V180H80ZM90 181H89V183H90ZM92 181V182H93ZM137 181L139 182H143L141 185L140 184H137ZM145 181V180H144ZM149 181V180H148ZM197 181V182H198ZM25 183H27V181H24ZM46 183V184H48L49 185V183ZM71 182V185H70V187H69V185H67V183L65 184L66 186H64V187H66V188H60V189H63L64 191H65V193L64 192H61V194H63L64 193V196H65V194H66V191H67V194H69L70 195V191L69 190H71L70 188L72 187V190L71 191H74L75 190V193H77L76 192V189H77V187H79L80 185H82V184H80V185H78L77 187H76V185H77V183L75 184V186H74V184ZM91 182V183H92ZM125 182V181H124ZM123 182V183H124ZM131 182H129L128 184H130ZM139 182V183H140ZM202 182V183H203ZM215 184H214V183ZM220 182V183H219ZM29 183V184H28ZM28 183H27V188L26 189H29L28 187H30V186H28V185H30L31 183L28 181ZM32 183V184H33ZM87 183H88V181H87ZM126 183V184H127ZM179 183V184H180ZM192 183V182H191ZM201 183V182H200ZM61 184H63V183H61ZM61 184H59L58 186H60ZM94 184H96V182L95 183H92V185H94ZM136 184V185H135ZM175 184V183H174ZM206 184H208V183H206ZM220 184V185H219ZM8 185V186H7ZM41 185V186H40ZM48 185L46 186L47 188H48ZM54 185V184H53ZM64 185V184H63ZM84 185H86V184H84ZM92 185H91V187H92ZM140 185V186H139ZM189 185V187L191 186V188H189L188 190H190V191H194V187H192V184L190 185V184H188ZM187 185V186H188ZM202 185V184H201ZM203 185H204V183H203ZM219 185V186H218ZM227 185V184H226ZM58 186H54V187H58ZM68 186V187H67ZM83 186V185H82ZM82 186L80 187V192L81 193H84V191L82 192L81 190L83 189L82 188ZM96 186V185H95ZM94 186V187H95ZM176 186V184L174 185V187ZM216 186V187H215ZM223 186V187H222ZM36 187V189H35V191L36 190H38V188L39 187H37V185L35 186ZM51 187L52 188H50L51 190L53 189H55V188H53V186L51 185ZM62 187V186H61ZM74 187V188H73ZM84 187V186H83ZM87 187H90V184H89V186H88V184H87ZM94 187H92V188H94ZM180 187V186H179ZM179 187H177L178 189H179ZM200 187V186H199ZM225 187V188H224ZM39 188V189H40ZM48 188V189H49ZM69 188V189H68ZM82 188V189H81ZM86 188V187H85ZM92 188H91V190H90V188H89V190L90 191H92ZM7 189H8V191H7ZM42 189H40V191H38V192H41V191H43ZM47 189V190H48ZM74 189V190H73ZM79 189V188H78ZM77 189V190H78ZM175 189H176V187H175ZM196 189V188H195ZM197 189H198V187H197ZM211 189H213V186H212V188ZM210 189V190H211ZM32 190V189H31ZM45 190H46V188H45ZM44 190V192H46L47 194H52V193H54V191L51 193V190H50V192H49V190H48V192H47V190L45 191ZM58 190H59V187H58ZM57 190V191H58ZM83 190H85V191H88L87 190V188L86 189H83ZM187 190V191H188ZM210 190H207L208 192L210 191ZM213 190H215V189H213ZM213 190H211V191H213ZM10 191V192H9ZM31 192L30 191V189L29 190H27L26 191V193L27 194H29V192ZM33 191V190H32ZM61 191V190H60ZM79 191H78V193H79ZM135 191H137L136 189H135ZM173 191V190H172ZM7 192H9L8 194H7ZM219 192V191H218ZM25 193V192H24ZM56 193V192H55ZM54 193V194H55ZM85 193H87V192H85ZM184 193H189V191L188 192H184ZM32 194V193H31ZM33 194L35 195V192H33ZM60 194V195H61ZM73 194H74V192H73ZM87 194H89V191H88V193ZM21 195H23L24 196V194H21ZM26 195V194H25ZM37 195H39V194H36V197H37ZM40 195H41V193H40ZM39 195V196H40ZM42 195H43V193H42ZM41 195V196H42ZM59 195V194H58ZM72 195V194H71ZM75 195V194H74ZM79 195V201L81 200V197L83 198V196H85L84 194H82V195H80V193L78 194ZM137 195H139V194H137ZM185 195H188V194H185ZM29 196V195H28ZM48 196V195H47ZM46 196V197H47ZM68 196V195H67ZM88 196V198L86 197V199H88V200H85L84 198L82 199V200H84V201H88L89 202V195H87ZM91 196H92V194L90 195V198H91ZM27 197V196H26ZM32 197V196H31ZM31 197H27L28 198V201L31 199ZM35 196H33V201H34V199L36 198H34ZM52 197H54V196H52ZM51 197V198H52ZM58 198L60 197V196H57ZM57 197H56V200H57ZM61 197H63V196H61ZM61 197H60V201L61 202H63V198H65V197H63L62 199H61ZM75 198H77L78 196H74ZM74 197H72V196H69L67 199H72V198H74ZM182 197H185L184 196V194H183V196ZM225 197V198H224ZM24 198V199H23ZM22 199H20L21 201H22V203L21 204H23L22 205V207H24V209H26V207L29 205V206H31V208L28 206L27 208H30L31 210H33V206H35V207H37V204H38V202H37V204L36 205H34L32 202V204L33 205H30V204H27V203H25V201H26V198L25 197H23ZM30 198V199H29ZM40 198V197H39ZM48 199V200H46V204H47V202H49V200H50V202H54V201H56V200H53V201H51L52 199ZM66 198H65V200H66ZM143 198V197H142ZM8 199V198H7ZM46 199V198H45ZM44 199V200H45ZM165 199V198H164ZM169 199H171V198H169ZM19 200V199H18ZM41 200V199H40ZM65 200H64V202H65ZM70 200H68V201H70ZM74 199H72L71 201H73ZM81 200V201H82ZM27 201V202H28ZM36 201V200H35ZM37 201H38V199H37ZM67 201V202H68ZM75 201V200H74ZM165 201H163L162 200V202H165ZM11 202V201H10ZM39 202H41V201H39ZM57 202V201H56ZM50 203V204H48V206L47 207H49V208H45V205H41V207L40 208H45V209H47L46 210V212L44 211V209H42V211L43 212H45V214H46V216H53V215H56V217H58V219L55 217V216H53V218H55V219H57V220H54L53 218V220L54 221H56L60 226H61V220H63V223L64 222H66V225L64 224L63 225V228L61 227V229L63 230L65 227L64 226H67V228H69V227H72L73 228V226L75 227V224H77V222L73 225V223L75 222V221H72L74 218H71V216L72 217H74L73 215L75 214V216H78V215H76V213L78 212V211H80V212H82V209L80 210V209H73V204H71L70 206L67 204H65V203H60L59 201L57 202V203ZM78 202V201H77ZM88 202H85V204L87 203L88 204ZM171 202V203H170ZM222 202V203H221ZM15 203V202H14ZM24 203H25V205H24ZM29 203V202H28ZM43 203H45V202H43ZM71 203H74V202H71ZM84 203V202H83ZM91 203V202H90ZM225 203V202H224ZM26 204H27V206H26ZM75 204H76V202H75ZM80 204H82V202H80ZM79 204V205H80ZM87 204H86V206L85 207H87ZM9 205V204H8ZM11 205V204H10ZM18 205H20V203H18ZM17 205V206H18ZM77 205V204H76ZM15 206V205H14ZM68 206H69V210H68ZM82 207H83V205H81ZM81 206H79L80 208H81ZM174 206V207H173ZM18 207H20L21 208V206H18ZM33 207V208H32ZM84 207V208H85ZM40 208H35L34 209V212L35 211H37V210H40ZM193 209V210H192ZM201 209V210H200ZM204 211H203V210ZM214 209V210H213ZM66 211V215H65V211ZM213 210V211H212ZM42 211H41V213L39 212L38 213V211L36 212L38 215H36V219H38L39 217H41L42 218V215L41 214H43L42 213ZM87 210L85 209V211L84 212H86ZM199 211V212H198ZM1 212H3V213H1ZM79 212V213H80ZM184 214H183V213ZM190 213V219H189V217L187 218V217H185L184 218V216H187V215H189V213ZM194 212V213H193ZM14 213V212H13ZM63 213V214H62ZM181 213H182V215H181ZM194 215L195 213H196V216L194 215H192V214ZM7 214V213H6ZM39 214H40V216H39ZM44 214V215H45ZM59 214H61V215H63V216H65V219H68V220H65L64 221V219H63V216H60ZM78 214V213H77ZM81 214V213H80ZM176 214V215H175ZM186 214V215H185ZM8 215V214H7ZM12 214L10 213V216H11ZM14 215V214H13ZM58 215V216H57ZM82 215V214H81ZM85 215V214H84ZM184 215V216H183ZM207 215V216H206ZM1 216H5V217H3V218H1ZM67 216V217H66ZM70 216V217H69ZM83 216V215H82ZM226 216H227V218H226ZM14 217V216H13ZM45 217V216H44ZM213 217L214 216H212V217H209V218H212L213 219ZM10 218V217H9ZM48 218V217H47ZM72 220H71V219ZM77 218V217H76ZM75 218V220L77 221V219ZM83 218H84V216H83ZM194 218V219H193ZM204 218V219H203ZM206 218V219H205ZM224 218H225V220H224ZM16 219V218H15ZM43 219V218H42ZM51 219V218H50ZM120 219V218H119ZM202 219V220H201ZM39 220H41V219H39ZM52 220V221H53ZM70 220V221H69ZM79 220H80V222L82 221V218H79ZM182 220V219H181ZM196 219H195V221H197ZM198 220V221H199ZM45 221H47V220H44V222H43V220H42V224L40 223L41 221H39L38 222V220H37V222L38 223H40L41 224V226L43 225V224H46L45 223ZM71 221L73 222V223H71ZM197 221V222H198ZM199 221V222H200ZM50 222H51V220H50ZM69 222H70V224H69ZM38 223H36V224H38ZM47 223H49L48 221H47ZM61 223V224H60ZM195 223V222H194ZM40 224H38L37 226H39ZM79 224L80 223H78V225H76V226H79ZM183 225H184V223H183ZM219 225H217V227L219 226ZM225 225V226H224ZM190 226V225H189ZM247 227L248 228V230L246 231V229L247 228H244V227ZM5 227V228H4ZM213 228V229H210V228ZM225 227V228H224ZM67 228H66V230H67ZM227 228V229H226ZM226 229V230H225ZM65 230V231H66ZM214 230V231H213ZM219 230V231H218ZM222 230V231H221ZM64 231V230H63ZM63 231H62V233H63ZM209 231H210V233H209ZM223 232L224 231V233H221V232ZM226 231V232H225ZM181 233V232H180ZM245 233V234H244ZM46 234L43 232V238L41 239V242H47V240H49V239H47V237L45 236ZM207 235V236H206ZM233 235L234 236H237L236 238H234L233 237ZM57 236V235H56ZM58 236H59V234H58ZM57 236V237H58ZM166 236V235H165ZM183 236V235H182ZM224 238H223V237ZM229 236H230V238H229ZM240 236V237H239ZM242 236V237H241ZM243 236H245V237H243ZM173 237V238H172ZM198 237V238H199ZM218 237V238H217ZM238 237H239V239H238ZM172 238V239H171ZM181 238H182V240H181ZM212 238H213V241H218V242H220L219 243V247H217L218 246V242L215 244L213 241H212ZM225 238H226V241H224L225 240ZM233 238H234V240H233ZM47 239V240H46ZM60 239H61V237H60ZM210 239V240H209ZM222 239V240H221ZM233 240L234 242H232V241H230V240ZM251 239V240H250ZM51 240V239H50ZM53 240V239H52ZM55 240V239H54ZM53 240V241H54ZM176 240V241H175ZM178 240V241H177ZM181 240V241H180ZM206 242H204V241ZM56 241H59V237H58V240H57V238H56ZM56 241H54V242H56ZM180 241V242H179ZM184 241H186L185 243H184ZM200 241H202V242H200ZM211 243H210V242ZM221 241H222V243H221ZM237 241H239V242H237ZM38 242V241H37ZM49 242V241H48ZM160 242H158V243H160ZM175 242V243H174ZM177 242V243H176ZM181 242H183V243H181ZM224 242H226V243H224ZM187 243V244H186ZM231 243V244H230ZM233 243V244H232ZM160 244V245H161ZM186 244V245H185ZM192 244V245H191ZM203 244H205V245H203ZM226 244V245H225ZM246 244V245H245ZM50 245H52L51 243H50ZM159 245V244H158ZM181 245V246H180ZM204 247H203V246ZM228 245V246H227ZM235 245H236V248H233V247H235ZM237 245H238V249H237ZM0 246H1V244H0ZM183 246V247H182ZM202 248H201V247ZM206 246H207V248H206ZM210 246V247H209ZM213 246V247H212ZM226 246V247H225ZM246 248H245V247ZM254 246H255V249H253L254 248ZM160 247V246H159ZM158 247V248H159ZM241 247V248H240ZM247 247H248V249H247ZM250 247V248H249ZM186 248H187V250H186ZM191 248V251L189 250ZM201 248V249H200ZM211 248V249H210ZM239 248H240V250L242 251V248H243V251L242 252H244L245 250H244V248L246 249V251L244 252V253H242V252H240V250H239ZM256 248H257V250H256ZM259 248V249H258ZM197 249L199 250V251H197ZM218 249H214V252H211V251H208V252H206L205 251V253H209V254H212L211 256L213 257V255H217L218 256V254H220V253H223L224 254V252H221L220 250H218ZM225 249V250H224ZM231 249H232V252H231ZM235 249V250H234ZM215 250H216V252H218L217 254H216V252H215ZM218 250V251H217ZM239 250V251H238ZM257 252H256V251ZM260 250H262V249H260ZM158 251V250H157ZM178 251H180L179 253H178ZM227 251V250H226ZM225 251V252H226ZM235 251H238V253L237 252H235L237 255H234V252ZM249 251V252H248ZM175 252H177L179 255H176L177 253H175ZM193 252H195V254L193 253ZM220 252V253H219ZM248 252V253H247ZM263 253H264V251H262ZM204 253V252H203ZM215 253V254H214ZM240 253V254H239ZM245 253H247L246 255H245V257H243L242 255L243 254H245ZM200 254H202V253H200ZM242 254V255H241ZM164 255V256H165ZM199 255V254H198ZM233 255V256H232ZM242 256V258H240V259H237V261H235L236 260V258H237V256L238 257H240V256ZM250 255V254H249ZM258 255H261V251H260V253H258ZM160 256H161V254H160ZM210 256V259L212 258ZM227 257V259H226V257ZM248 256V257H247ZM186 257V258H187ZM196 257H198V259H200V255L199 256H196ZM208 257V256H207ZM234 257V258H233ZM236 257V258H235ZM255 257H257V256H255ZM179 258H183V259H181L182 261H180V260H178L179 261V263L177 262V263H175L176 262V260L177 259H179ZM189 258V257H188ZM187 258V259H188ZM217 258L218 257H216V259L214 260H212L211 259V261H207L208 263L209 262H211L212 264H214V262H216L217 261ZM219 258H222V255H221V257H219ZM158 259H160V258H158ZM204 259V258H203ZM206 259V258H205ZM224 259H226V260H224ZM244 259V260H243ZM154 260H156V258L154 259ZM189 260H191V257L189 258ZM208 260H209V258H208ZM231 260V261H230ZM239 260V261H238ZM186 261V260H185ZM214 261V262H213ZM233 261H235L234 263H233ZM250 261V262H251ZM262 261V260H261ZM187 262V261H186ZM258 262H260V260L258 261L257 260V262L256 263H258ZM207 263V264H208ZM211 263H209V264H211ZM221 263V264H222ZM249 262H246V264H248ZM155 264H156V262H155ZM181 264V263H180ZM183 264V263H182ZM201 264H203V263H201ZM204 264H206V262H204ZM216 264V263H215ZM244 264V263H243ZM250 264V263H249Z\"/></svg>",
	"mask_w": 264,
	"mask_h": 264
}]
</instances>
